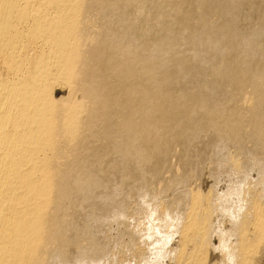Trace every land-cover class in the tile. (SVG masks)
<instances>
[{"label":"bare ground","instance_id":"1","mask_svg":"<svg viewBox=\"0 0 264 264\" xmlns=\"http://www.w3.org/2000/svg\"><path fill=\"white\" fill-rule=\"evenodd\" d=\"M105 1L104 0L103 1L102 0H0V264H152L153 261L158 260V257L156 255L157 252L167 244L169 238L172 237L173 235H176V240L173 241L171 247L168 249V252L174 253V255L171 257V259L169 261L166 262V264H227V260L226 259L222 260V256L220 253L214 252L212 250L213 245L218 243V239L213 237L214 234H216L217 237H219V240L222 242L221 247L223 248V247L227 246V248L229 249L228 252L224 253L225 257L227 255L234 256L235 257V264H256V263L258 264V261L255 262L256 261L255 258H258L257 254H259L262 250L264 251V249H262L258 253L259 247H261L262 244L264 243V186L259 185L260 183H264V182H262L263 179L261 176L258 177L259 175H257L258 179L256 177H255V179H257V180L262 179L261 182L259 181L260 183H257L256 180L252 181L253 178L252 179L248 178L249 180L250 179L251 180L246 181L244 179L245 174H246L245 172H247V170H249L252 167L250 166V168H248L246 170V167H248V165H249L248 164L245 167L246 171H244V169H241L240 167H242L243 161H241V159L240 160L234 159L235 156H233L234 155L233 152L228 153L230 155L229 156L230 158L233 156L231 158L232 162H230V163H233L234 168H238V169L240 168L242 171H244V177L242 179H244L243 181H246L243 184L240 180L242 175L236 176V174L240 171V169L237 172L235 171L236 174L234 173V171H230V173L233 172V174H235L234 176H236V178L239 177L240 179L239 178L238 179L240 181L239 180L238 181L241 184H243V185H241L238 182L240 184L241 188H239L238 184H237L238 188H236V187H233L234 185L232 186V184H234L233 182H232V184L230 183L231 184L230 187L236 188L238 190L237 193L234 195V197H236L235 202L233 199L234 197L232 196L233 202L232 201L231 202L235 203V206L233 205L234 209L232 208L233 206L231 204L228 205V206H230L229 210L227 208L228 206L226 207V205L228 203H230L229 201L231 200L230 199L229 201H227V199H229L231 194H232L231 192L228 193L230 188L228 189V191H226L228 193V196L230 194L229 197L227 196L228 197L227 199H225L226 195H225V197L221 196V194H220L221 192L219 193L220 195L218 194L222 198L224 197L223 198L224 201L227 202V204L224 201L221 202V203L226 204V205H222V204L218 203L220 201V199H219V196H216L217 193H216V195H214L213 191H211V192L209 191L213 187L212 185H211L212 187L209 186L210 189L207 188V190L209 189L208 192H206L207 190L205 191V189H204V191L206 193H203L204 191H203V189H201L202 186L200 185L201 187L199 188V190L201 189L203 192L199 191L200 192L199 193L197 191L198 190L197 188L196 189L190 188L191 190L186 189L187 191L185 189H183L186 192L182 190L183 193L181 192L180 194H184V195L181 198H180L181 195L178 193L180 196L179 197L177 196L178 200H176V201L178 203V207H181L182 210H180L177 207V211H179V212L182 211V212L180 213V216L177 214V216H179V217H177L175 215L179 219V224L177 222L178 219L177 220L175 219L176 220L175 223H177V225H179V226H177V229L175 228L177 231L175 234L170 235L167 233L168 235L164 234L163 236H158L161 232H163L165 230L167 231V228L170 225V223H172L173 225L175 224L173 221L174 219H171V218H173L172 216H174V215L170 216L171 211H175L174 208H176V206H177V205L175 206L176 202L174 201L175 200L174 198H173L174 199L173 202H175V203L172 204L173 206L171 205V203H173V202H170V205H171V207H173V210L171 209V211L169 213H167L169 211V210H167V208L162 209V208H159L157 206L155 209L156 205L153 206L154 208H152L153 213L151 211V214H153L155 216V218H156V215H158V214H159L158 215L159 217L164 216L162 214H165V216L167 214H169V216H170L169 218L172 220V221L168 220L167 219L168 216L163 217V218H165L164 220H167L170 222V223L168 222L169 225H167V228L164 227L165 223L167 224V222H165L164 220H160L162 222L163 221L165 222V223L163 222L164 224L162 223L163 227H164L163 229H165V230L161 229L163 231H159V233H157V231H155L158 235H154L152 232H151L152 234L149 232L148 229L150 228V226L154 225L153 223H151V225L147 229L148 231H146V232L143 231V233H145V235L143 236L144 239L143 238H142L143 240L141 239L142 241L139 242L140 239L139 240L135 239L134 238L135 235L134 236L130 235V237L128 238L129 234L127 236V238H128L127 241H125L123 239V237L121 238V236L118 234L120 231V227L117 226L119 228V229L117 228L119 230V231L117 230L118 233H116V231H115L117 236H114V237L110 236V238H109L108 234L112 235L113 232L107 233L106 231L109 228L107 229V226H105V224L107 223V221L110 217L109 215H111L113 210L115 211V209H112V206H110L111 208H109V205H112L114 202H116V203L119 202V200L116 199L117 195L115 196L112 193H109V191H106L107 190L106 185L108 184L109 180L111 179L109 177V175H111V174L115 175L117 172V169L119 168L118 165H121L120 161L122 163L124 160H126V162L124 161L126 164L123 162V165L125 164L123 166L124 167L123 170L126 169L124 172L131 173L132 171H134L133 170V168H134L133 164L136 167V163H137L138 159L139 160L141 159L142 163L146 161L145 163H143L145 166L147 165L146 168L148 166H151V167H148L149 169L147 168L149 171L146 168L145 169L147 170L148 173L150 172V170L153 171L152 175L149 173L150 175L147 174V175L141 176V173H140L141 177L139 176V171L143 168V166H144L143 164H142V167L140 168V170H138V173H137V171H135L136 174L134 172H132V174L134 173L135 176H138L142 179V182L140 181L141 183L139 185H141V184L143 185V183L146 185H149L150 180H152L150 182H153V180L156 178V176L158 177L160 175L159 173L161 171L160 170L161 158H160V161H159V159L156 160L157 159L156 154L161 150L157 151V153L155 152L156 154H154V156L156 157V159H154V156L149 155L150 154L149 152H151V154L153 153L151 150L150 151L148 150L149 148L151 149V147H149V144L152 145L151 143L156 141L155 139L157 138V141H156L157 145H155V146L159 147V145H158V143H159L158 140H160L159 138L162 136L163 138L161 137V139L163 140L164 136L169 137L168 136L169 133H167L168 132L167 129L171 130L172 127L175 128V126H176V128H179V127H177L178 124H180V125L182 124L183 129H181L182 127L180 128L181 130L175 129V134H176V131H178L179 133L178 132L177 133L179 135H181L180 131L181 132H182V130L184 131V125L185 124L189 125L191 123L190 121L192 119L196 118L195 117L196 114L193 116L191 115L193 118H190L189 116H187V117H189V118H187L186 112L188 110H185L184 107L187 109L188 107H186V106L188 105L193 110H194V108H197V107L205 110L204 112L203 111L201 112L203 114L202 116L200 115V113L197 116L198 117L201 116L202 119H204V122L208 121L209 124L213 123L212 125L214 127V126H218L217 124L220 122L219 118L221 116L219 117L217 115L221 114V112H219L221 106H223V105H221V103L223 102V104H225L226 101L228 103V101L231 100L232 97L228 98V95H227L231 91L232 92L238 91V95L240 96V98H239V96L236 94L238 97V100H239L236 102L238 104H239V102H240V104H243L241 102L245 101L247 99H249V101L247 100L248 104L249 103L252 104L253 101L256 103V101L253 99H255V97H257L258 94H261L259 92L257 95H255V97H254V94H253V96H251V93L253 91L255 92L256 89H254V90L252 89L253 91L249 90L252 92L248 93V94H246L244 92V94H245L244 96H243V94L240 95L239 93L240 92L243 93V89L251 86V84L247 87H246L247 84L244 85V83L247 82L246 77L248 76V73L251 70L258 69L257 73H255V74H257L258 77H261L262 79H264V40H263L264 38L261 37V38H263L262 39L263 44L259 45V43L257 41L259 47H256V49L253 50V57L254 56L257 57V55H259L257 57L259 59L260 55L263 56V58H260L261 60L263 59L262 63L259 61L260 59L258 60V62H260V64H261L260 68L257 67V66H259V65H257V63H258L257 60H256L257 63L254 61L255 63L252 66L253 63L251 62V60H252L251 58H249V59H251V60H249L251 63H249V62L248 63L250 64V66L253 67V69H252V67L250 68V66L245 65V63L247 62L246 57H249L250 55H252L251 54L252 52H250L249 56L244 57V58H246V59H244V60H246V62L244 63V61H243V59H241L238 51H236V48H237V45H242V46H238V48L240 47V49H241V47L247 46L246 43L251 41L250 37L247 38L248 36H245V34L247 33V29L250 26V23H253V22L255 23V21L257 20V19L253 20L255 18L253 17V19H252L251 15L253 13V10H257L256 6L258 4L257 5L254 4L255 3L254 0H249L247 2L248 5L249 6L251 5V4H249V2L252 3V5H251L252 8L248 12V13H250V15L248 14L249 18L248 19L246 17L242 18L243 16L246 15V14H244L241 17V21H240L239 15L243 11V9L240 7H242L241 5L243 3H241V2H243L244 0H241V1L240 0L239 1L221 0V1H225L228 6L235 4L237 7H239V9L236 7L238 9V12H237L238 14L233 16V13L236 11L233 12L231 9L228 8L229 10H231V11H229L231 13L226 12L227 15L225 14V16H227V17H225V16L223 17V18H225V19H222L223 22L221 21L222 23H220L219 25L218 24L215 25L216 20L214 21V23L209 22L207 19V15H206L207 14L206 8L210 5L212 0H199V3L197 5V7H199V8H198V10L196 9L197 13L195 12L196 13V18H195L196 20L194 23H193V20H191V17L188 16L187 14L183 15L181 19H180V17H174L172 14L175 11H178V12L180 11L179 13H181V11L186 12V10L189 9L190 6L192 5L190 3L191 0H176L175 4L172 3V1H170V2L168 1L166 3H170V4L172 3V5L165 4L163 8L159 6L160 8H158L156 10L155 15H153V19L151 18L152 20L150 19V22L148 21V24L146 23V27L141 29L142 31L138 35V39H139L138 41H141V43L146 42V40H148V38H149L148 37L149 35L154 36L153 42L151 41L152 44L149 45L148 56L147 57L145 56L146 57L145 58L143 55V57L141 56V60H140L139 55L141 53L143 54V52H144V50L142 52V50L140 48L142 45V44L140 45V43H139L140 47L138 46V48H140L141 53L137 54V55L133 54L136 50L135 47L137 46L138 43H136L137 41L135 42L137 37L135 38V40H133V34H132L130 39L133 40L136 43V45L133 44L132 41L129 43L135 45V47H134L135 50H133L134 51L133 52L132 50L130 51V49H129V51H130L129 52L127 50L128 48L127 49L125 48V50H126L125 53L128 52V53H130V55L131 54H133V55H131V56L129 55L128 58H125L123 53H122V54H120L121 55L120 56L121 59H120L119 57H117L113 53L115 59H116V57L118 58V60L120 59V61H117L119 63L118 64L116 63L117 65H119V64L120 65L116 66V64H115V67L117 68V72H116L117 74H116L115 73L116 70L114 69L115 67H114L113 63L111 64L109 62V60H108V62L111 64V66L112 65L113 66L112 67L110 66V70H109V68H107V65H109V64L107 63V59H106L107 55L106 54H110V56H109L110 58L113 55L111 53H108L109 50H107V47L105 45H103V46L106 47V50L108 52L102 46V44H104L108 40V38L112 35L110 33L112 30L109 32L107 31L108 24H109V22H107V20L109 21V19L107 18V20L104 21L105 18L108 17V16H106L104 18V16H103L107 12L105 10L106 7L103 6V9L105 10V11H103V15H102L103 19L101 18L102 16L101 17L99 16V17L102 20V23H103V21L107 23L106 24L107 28L106 29L104 28V30H106L108 33H110V36L108 38H107L108 35L106 36L107 33L105 35L100 34L101 29L99 26L102 23H100L101 21H99V23H100V25H99L96 21V20H100L98 18V12H97L98 6L105 3ZM118 1H120V0H118ZM118 1H116V4ZM127 1H124V2H127ZM133 1H135V0H133ZM162 1L164 2L165 0H162ZM221 1L220 2L218 1V3H221ZM259 1L261 2V0H259ZM113 2L115 3V0L112 1V3L111 2L110 3L113 5L114 4ZM138 2L141 3V0L140 1L138 0ZM236 2H237V4H236ZM238 2H240V3H238ZM263 2L261 4H263ZM110 3L108 1V4H110ZM118 3H119V5H118V8H119L121 1ZM142 3H144V2H142ZM145 3H144V5H145ZM150 3H152V0ZM159 3L161 4V2H159ZM116 4H114L113 6H115ZM124 5H126V3ZM129 5H130V3H129ZM221 5L219 4V6H221ZM235 5H233L234 6L233 8H235ZM154 6H156V5H154ZM219 6H217V8ZM226 6H222V8L223 7L225 8ZM123 8H124V6H123ZM123 8L122 9L120 8V9L123 11ZM209 8H207V10ZM107 9H108V7H107ZM126 9H124V10H126ZM139 9H140V7H139ZM142 9L143 8H141L140 10L142 11ZM145 9H146V7H145ZM237 9H235V10H237ZM240 9H241V12L239 13ZM114 10H115V8H114ZM119 10L116 9V11H118V12H116V14L119 13ZM211 10L209 9V12ZM222 10H220V11L221 12L226 11V9L223 11ZM245 10H246V8H245ZM139 11L136 10V14L142 13V12L140 13ZM143 11H145V10H143ZM246 11H248V10H246ZM108 12H109V10H108ZM110 12L113 13L115 11L112 12L110 10ZM127 12H129V11H127ZM258 13L259 12H257L256 16L257 15L259 16ZM113 15H115V13H113ZM150 15H151V13H150ZM230 15H232V16H230ZM124 16L125 15H123V17H121V18H119L118 15H117L118 18L113 16V19L115 17V18H117L116 20L119 19V21H120L122 18H126V16L125 17ZM129 16H132V15H129ZM142 16H144V15H142ZM147 16H148V13H147ZM212 16L215 17L213 14H212ZM221 16H223V15H221ZM111 17H110V20H111ZM229 17H232V19L230 18L229 21L226 20ZM130 18L131 17H128L129 20H130ZM135 18H138V17H135ZM148 18H149V16H148ZM263 18H264V16H263ZM128 19H127V21H128ZM214 19L215 18H213V20ZM260 19L262 20V17H260ZM116 20H111V24H113L112 21H116ZM134 20H135V22H133L132 24L129 22L132 25V27L133 26L136 27L138 25L136 22V19H134ZM139 20H140V17H139ZM219 20L220 19L218 18L217 21H219ZM224 20L227 22H225ZM243 20H245L244 21L245 28L243 27L244 30L241 28L243 30L242 31L240 29L241 26H239V25H241L240 23ZM261 20H260V22H261ZM219 22H217V23H219ZM182 23L187 24V26L185 25L186 26L185 28H188V27H190V28L187 29V31H186V29L181 30V28L179 26ZM115 24H116V22H115ZM115 24H114V26H115ZM117 24L119 25V22H117ZM122 24L120 21L121 29H122V26H121ZM124 24H125V22H124ZM130 24H128V25H130ZM260 24H262V22ZM104 25H105V23H104ZM114 26L112 28L113 30H115ZM252 26L253 25H251V28H252ZM261 26H263L262 28H264V25H261ZM101 27H103V26L101 25ZM104 27H106V26H104ZM109 27H110V24H109ZM120 27H119V29H120ZM237 27H239V29L242 32L240 30H239L240 33L239 32H237V33L233 32V29H235ZM254 27H255V24H254ZM254 27H253V29H255L254 31H255L256 35H259L258 31L260 29V25L256 28H254ZM98 28H99V30H98ZM109 30H110V28H109ZM256 30H258V31H256ZM251 31H252V33H254L253 30H251V29L248 32H251ZM124 32H126V29ZM260 32L263 33L261 30H260ZM115 33H116V31H115ZM119 33H121V32H119ZM126 34H127V36L130 35V34H128V32ZM135 34H137V33H135ZM248 34H250V33H248ZM248 34H246V35H248ZM101 35H102V37L107 38V40L105 38V40H106L105 42H104L103 38L101 37ZM116 35H118V34L116 33ZM116 35L113 34L114 37L113 36L112 37L115 39ZM251 35L252 34H250V36ZM261 36H263V35H261ZM119 37H121V35ZM122 37H124V35ZM118 39H115V41ZM253 39H255V38L253 37ZM253 39H252V41H253ZM256 39L258 40V38H256ZM109 40H110V38H109ZM119 40H121V39H119ZM259 40L261 41L260 38H259ZM111 41L112 40H110L109 42H111ZM128 41H129V39H128ZM182 41H183V43H186L185 44L186 47L189 45V46L193 47V49L195 48L199 52H202L201 53L202 56H206V54L203 55V52H207L208 50L214 51L216 49L217 53L219 54L217 56L218 60L217 61L215 60L216 63H214L212 61L214 64L212 63V65L210 64V66H206L208 64L203 66L204 62L202 65H199L201 63L198 64V62L196 61V60L199 61L198 58L195 60L194 58H192V55H190L186 51H184V49H185L184 44H183L184 45L183 51L177 50V48H176L177 45ZM126 42H127V40H126ZM118 43H119V41L116 44L117 47H118ZM252 43H254L255 46H258L256 41L251 42V44ZM105 44H107V42ZM110 44L114 45L115 43H110ZM131 44H129L130 47L132 46ZM251 44H249V45H251ZM107 46H108V44H107ZM121 46L123 47L124 45H121ZM125 46H128V43H127V45L125 44ZM180 46L178 45L179 48H180ZM253 46L254 45L252 44L251 48ZM109 47L110 46H108V49H109ZM122 47H120V48H122ZM120 48H119V51L122 50ZM245 49H246V47H245ZM245 49H243V50L245 51ZM248 49H246V50H248ZM115 50H117L115 53L118 52V55H119L118 49L116 48ZM243 50H242V52H243ZM112 51L114 52V50H111V52ZM123 51L124 50H122V52ZM212 53H216V51L212 52ZM212 53H209V55L211 54V57H213ZM144 54H146V53H144ZM209 55H208V57H210ZM122 57H124V58H122ZM195 57H196V55H195ZM197 57H199L198 54H197ZM208 57H205L204 60ZM211 57H210V59H211ZM114 58L112 57V59H114ZM257 58H255V59H257ZM122 59H125V60L122 61ZM208 60H209V58H208ZM212 60H213V58H212ZM111 62H113V61H111ZM114 63H115V61H114ZM158 64H162L163 67L159 68ZM254 66H256L257 68L256 67L254 68ZM111 68L114 69V71L113 70L111 71ZM197 69H199V70H197ZM196 70L198 71V73H195ZM110 71L114 72L116 74V77H117V75H118V77L121 76V78H119V81L117 80L118 78H116L114 76L115 75L114 73H113L114 75L112 74L111 76H114L116 78V80H114V79L112 80V77H110V76H109V78L112 81H110L109 79L106 78L107 72L110 75ZM254 72H256V71H253V73ZM248 77H251L252 80L250 78H249V80H251L253 82L254 76H253V78H252V75L251 76L249 75ZM148 79H155L156 83L154 85H148V84H150V82L148 84L145 83V81ZM255 79H256V76H255ZM108 80L110 81V83L111 82L114 83L113 81H117L118 84L121 80V84L126 83V84H124L125 86H127L128 81H129V84H131V83L133 84V81L137 82V85H138L137 88H136V85L134 86V84H136V83H134L133 85L131 84L132 87L134 86L136 88L135 91H130V93H132V94L127 96L129 93L128 94L126 93L127 97L122 95L123 93H121L122 96L120 95L122 98H125V97L127 98V100L123 99L127 103L126 104L124 102L125 108H128L127 106H129V105H130L129 108H134L136 106L137 108L135 109L136 110L135 112H133V111L131 112V111H129L130 109H128V112L129 113L131 112L130 115L128 114L129 116H127V117L122 116L123 118L121 119V118H119L120 114L117 115L119 110L118 111L115 110V112L117 111L116 113L111 111V113L115 114V117L116 116L118 117V118L116 117L117 119H114V118H113L114 120L112 119L111 116H113L114 114L113 115L110 114L109 108L111 106H113V107L115 106L113 102L116 101L115 98L117 99L119 94L117 95V97H115L114 94H110V96H109V92L112 93V91H110V90H113V93L117 94L119 89H117L116 92H114V90L116 88L110 89L112 87L109 88V81ZM258 80H257V82L259 83ZM148 81H151V80H148ZM244 81H246V82H244ZM152 82H151V84H152ZM257 82L255 83L256 84L255 87L258 84ZM263 82H264V80H263ZM252 84L254 85V83H252ZM260 85H262V84L260 83ZM119 86H121V85L119 84L118 88H119ZM122 86H121V88H122ZM128 86H130V85H128ZM244 86H245V88H244ZM114 87H117V83H116V86H114ZM127 87H126V91H129V88L127 90ZM175 87L176 88L178 87L177 92L179 91L178 89L181 90V95H179V93L176 92L177 95L183 96L185 98V99H183L184 100L183 101L182 100L183 97H181L179 100L180 101L182 100L184 103L179 102L178 105L187 103V105H185L184 107H183V105H182V107L177 105L176 98L178 96L177 95H176L177 97L174 96L176 93L174 94L175 91L172 90ZM255 87L253 86V88H255ZM257 88H259V87L257 86ZM122 89H124V88H122ZM248 89H251V87L245 89V91H247ZM240 90H242V91H240ZM126 91H123V92H126ZM256 91L258 92V90H256ZM259 91H260V88H259ZM111 95H113L115 97L114 98L115 101H113V98L110 99ZM236 95H233L234 99H235ZM263 95H264V93H263ZM241 96H243V97H241ZM260 96L261 95H259V97ZM121 97H119V99L122 101ZM245 97L246 98L249 97V98L246 99ZM157 98H158V100L160 99V101H161L160 105H158L160 107L159 108L160 113H158L159 114L158 116L157 115L155 116V115H153L155 112L152 114V111L150 112L149 109L147 111V109H145V107H146L148 102L153 101V100L155 101ZM178 98H177V100H178ZM257 98H256V100H257ZM119 99H117V100H119ZM161 99H163V100H161ZM234 99L232 98V100H231L232 103H229L230 105L234 103L233 102ZM110 100H112L111 102L113 103V105H111V106L109 104V103H111ZM185 100H186V102H185ZM154 101H153V103H151L152 105L154 104ZM160 101H158V102H160ZM247 101H245V102L247 103ZM118 102H117V104H118ZM245 102H244V104H245ZM124 103L122 101V103H120V105L123 106ZM131 103H132V105H133V103H135V106L132 107ZM255 103H253V104L256 105ZM257 103H259L258 107H259V110H261V112L257 113V111H256V113H255L254 112L255 110L253 109L254 106H253L250 111H251V113L254 112L255 114H253V117L249 114L251 117L248 116V118L249 117H250V119L253 118L252 121L250 120V122L251 123L253 122V125L255 124V127H256V128L254 127V129L251 128V130H253L252 133H254V138L256 135L257 136L256 139L261 140L263 143L264 142V124H263V122H264V98L262 100V97H261V103L260 102H257ZM251 104H249V106ZM236 106H238V105H236ZM236 106L233 105V106H230L231 108H229V107L228 108L231 110L232 107L235 108ZM245 106H247V104H245ZM118 107H121V106H118ZM225 107L227 108V105ZM256 107H257V105H256ZM125 108H124V110H125ZM155 108H156V106L153 109H155ZM228 108L226 109V111H228ZM248 108L249 107L247 106V112L249 111ZM119 109L121 110V108H119ZM192 109H191V111H192ZM241 109H243V108L240 107V110L235 108L232 111V113L229 110L226 114L230 113L231 114L230 120H232L233 119L232 117L238 118L241 115L240 113H242V112L244 113V111L246 112L245 107H244V111H242ZM255 109L257 110V108H255ZM111 110H113V108ZM143 110H144V112H143ZM197 110H198V108H197ZM222 110H224V109L222 108ZM154 111H158V110H154ZM240 111H242V112H240ZM198 112L199 111H197V113ZM119 113H121V111ZM125 113L127 114L126 111H125ZM135 113H136V115L138 113L139 117L136 118ZM155 114H157V113H155ZM192 114H194V113H192ZM226 114H224L223 116H225ZM140 116H142V118ZM243 117H245V116L243 115ZM243 117H240V118H243ZM135 118L137 120L139 118L144 120V122H142V125H143V123L144 124L146 123L144 125V127L146 125H148L149 129L151 128V125L153 127L155 126V129H156L157 127L160 128V126L162 128V125L166 124L167 129L164 128L166 130L164 132L166 133V135L167 134L168 135L167 136L164 135L165 133L161 135L160 133H162V132L159 131L160 132L159 134L161 136L158 135L159 136V138H158V136L154 137V135L152 136L150 133H147V135H145V133H146V131H145L144 133H142L145 136H143L142 140L139 141L141 139L140 135H142V134H141V132H138L133 126L135 123L140 122V121L139 120L137 121ZM228 118H230V116ZM132 119L133 120L135 119L137 121V122H135V120H134L133 125H132ZM222 119H223V117H222ZM226 119H227V115H226ZM236 119H233L234 120L233 122H236L238 120V119L237 120ZM243 119H247V118H243ZM230 120L228 119V121L226 120L227 121L226 122L225 117H224L225 123H228ZM239 121H240V119H239ZM239 121H237V123H235V124L232 121H230L231 123L234 124V125L232 124L233 126L231 125L232 127H229L230 122H229V124H225V123H223V124H225L226 127H228V129H226V130H228V132L231 131V133H233V134L234 133H236V134L240 133L239 134V136H240L243 134L241 133L242 131L240 130L242 128H240L239 126H241L242 125L241 123H244V121H245V123H247V122H246V120H241L242 122L241 121L239 122ZM100 122H101V125L99 124L100 127L96 128V126H98V123H100ZM193 122H195V124L196 123L201 124V122L203 123V121H199V120L198 121L193 120ZM193 122L191 123L192 125H193ZM157 123L159 125H160V123H164V124L157 126L158 125ZM245 123H244V125H245ZM205 124H207V122ZM223 124L221 123L222 126H224ZM238 124H240V125H238ZM139 125H140V123H139ZM139 125L135 126V127L137 129H138V127L140 129V127H141V129L143 131L142 126H139ZM201 125H204V124H201ZM94 127L96 128L95 130H97V131L94 130ZM116 127L117 128L119 127V129L120 128L125 129L124 133L122 132L123 130L121 131V129H120V131H118V129L116 131V129H115ZM185 127L189 128L188 126H185ZM195 127H193V128H195ZM204 127H205V125H204ZM219 127H220V123H219ZM226 127L224 126V128H226ZM146 128H144V130ZM196 128H198V127H196ZM202 128H200V129L202 130ZM206 128H207V126H206ZM246 128H248V126ZM208 129H209V127H208ZM211 129L213 130L212 126L210 125V130H208V131L210 132ZM220 129H221V127H220ZM151 130L153 131V129H150V132H151ZM160 130L162 131V129H160ZM173 130L174 129H172V132H173ZM94 131H95V134H93ZM187 131H186V133H187ZM192 131H195V130H192ZM192 131H191L192 135L190 133L189 134L193 137H195L197 132L201 133L200 130L199 131L197 130V132L195 131L196 133L193 135ZM243 131L245 132V130H243ZM121 132L123 133L122 135H121ZM189 132H190V130H189ZM205 132H207V131L205 130ZM113 133L114 134L116 133V134H118V136H120L121 140H119V141H121L122 145L117 140L119 143H118V146L116 147L117 144L115 145V143H116L115 140L114 141L112 140L114 138ZM153 133H154V131H153ZM173 133L170 136H172ZM202 133L200 135H202ZM223 133H224V131H223ZM246 133L248 134V132H245V134ZM252 133L250 131L249 134H252ZM111 134H112V136H111ZM157 134H158V132H157ZM175 134L173 135L174 137L172 136V138H173L172 143H174L176 141L174 139L175 136H176V139L178 137V135L177 134L175 135ZM183 134H185V132H183ZM215 134L217 135V133H215ZM221 135H223V134L221 133ZM248 135H247V137H248ZM197 137L199 138L198 135H197ZM249 137H250V139L252 138V136H249ZM109 138H112L110 140L115 142V143H113V145L110 143L111 141L109 142ZM117 138L120 139L119 137H117ZM179 138L180 137H178V139ZM115 139H116V137H115ZM183 139L187 140L188 138L185 139V137H184ZM162 140H160V141H162ZM167 140H168V138H167ZM252 140L256 141L253 138H252ZM138 141L141 142L140 143L141 145L137 144ZM178 141L179 140H177L176 142H178ZM237 141H239L238 136H237ZM248 141H251V140H247V142ZM261 141H259V142H261ZM176 142H175V144H176ZM184 142L186 143L187 141H184ZM192 142H193V140H192ZM192 142H190V143H192ZM259 142H258V144H260ZM168 143H170V141H168ZM251 143H252V141H251ZM256 143H257V141H256ZM262 143L260 145H262ZM170 144H168V145L170 146ZM109 145L110 146L115 145L117 151H119V153H120L119 155L122 156L121 158H123V156H124L125 159L119 160L120 158L119 159L117 158L119 161L116 158L114 159V157H115L114 153L111 154L114 150H112L113 149L112 148L111 149L112 151L110 152V149H109L110 146ZM165 145H167V144H165ZM187 145H189V144H187ZM256 145L257 144H255V146ZM260 145H257V146H260ZM181 146H182V144H181ZM225 146L228 147V145H225ZM190 147H192V145H190L189 148ZM134 148H136V150H132L133 153L130 154L131 149H134ZM152 148H154V147H152ZM192 148L190 149L191 151H192ZM116 149L114 152H116ZM177 150H178V148H177ZM196 150H197V148H196ZM196 150H194V151H196ZM153 151H155V149ZM247 152H248V150H247ZM128 153L130 155L133 154L134 156H136L135 162L133 161V159H135L133 156H132L133 159H130V156L129 157L127 156ZM170 153H172V151ZM243 153L245 155V152H243ZM109 154L114 156V157L110 156L112 159L109 158V160H112V162L106 161L108 159ZM116 154H118V153L116 152ZM213 154H215V153H213ZM222 154H225V153H222ZM231 154H232V156H231ZM157 155H159V154H157ZM225 155H224V157H225ZM117 156L118 155H116V157ZM151 157H153L152 159H154L153 160L154 162L153 163L151 162V164H150L148 161L151 160L150 159ZM229 157H228V159H229ZM254 157H256V156L254 155ZM221 158H222V156H221ZM244 158H248V157L245 156ZM259 158L261 159L262 157H259ZM104 159L109 164H105V162L103 161ZM175 159H176V157H175ZM237 159H238V157H237ZM250 159H248V160L250 161ZM263 159H264V156H263ZM245 160H247V159H245ZM258 160H256V161H258ZM101 161L104 162V163L102 162L104 164V166H107V165L110 166V167L108 166V169H106L107 171L105 172V174L103 171H105L106 167L103 168V170L101 172V168H100L101 166H99V164H101L100 163ZM221 161H222L221 162L222 164H223V162H225L224 164L229 163L228 161L226 162V160L224 161V159H221ZM252 162H248V163L253 164ZM263 162L264 161L262 160L261 164ZM209 163H210V161H209ZM188 164H189V161H188ZM245 164H246V162H245ZM194 165H196V164H194ZM258 165H260V164L258 163ZM263 165H264V163H263ZM263 165H261V166L263 167ZM104 166H102V167H104ZM224 166H226V165H224ZM230 166H231V164H230ZM261 166H259L258 168L260 169ZM139 167H140V165H139ZM196 167H198V166L196 165ZM109 168H112V170L110 169L111 170L110 171ZM227 168H230V167H227ZM234 168H233V170H234ZM254 168L256 169V167H253V169H250L249 171L254 170ZM119 169H121V167ZM135 169H138V168H135ZM127 170H130L131 172H129ZM143 170H142V173L144 172V174H146L145 173L146 170L145 171H143ZM179 170L180 169H178V171ZM235 170H237V169H235ZM256 170L257 171H255V170L254 171H255V173L257 172V174H258V172H261L264 169L263 170L261 169V171H258V169H256ZM109 171H110V173H109ZM226 171L228 172V170H226ZM242 171H240V173ZM217 173H220V172L218 171ZM210 174H211V172H210ZM233 174L229 175V173H228L229 177L227 175L226 176L230 179ZM260 174H262V176H263V173H260ZM128 175H130V174H128ZM197 175H200V174H197ZM133 177H132V179L134 180L136 177H134V178ZM138 177L136 178L137 182L139 181ZM153 177H154V179H153ZM170 177H171V175H170ZM212 177H213V174H212ZM214 177H215V175H214ZM112 178H113V176H112ZM121 179H123V178H121ZM129 179H131V177ZM107 180H108V182H107ZM174 180H176V179H174ZM110 181H112V179ZM208 181H210V180H208ZM234 181H235V179H234ZM105 182H107V184H105ZM193 182H194V180H193ZM204 182H205V180H204ZM211 182H212V180H211ZM236 182H237V180H236ZM112 183H109V184H112ZM130 183H131V181H130ZM147 183H149V184H147ZM215 184L216 183L213 182V185H215ZM146 185H143V186H144L145 190L147 191ZM108 186L110 187V185H108ZM242 186H243V188H242ZM149 187H147V188H149ZM212 189H214L216 191L217 187L215 186ZM127 190H128V188H127ZM119 191H120V189H119ZM220 191H222V195H223L224 194L223 190L220 189ZM131 192H132V190H131ZM217 192H219V191H217ZM233 192H236V190ZM127 193L131 195L130 192H127ZM142 193L139 194V192H138L139 196L142 195ZM145 194H146V192H145ZM166 194H168V193H166ZM166 194L164 195V193H163L162 195L166 196ZM169 194H171V193H169ZM130 195H128V196H130ZM154 195H156V194H154ZM173 195L176 198V195L175 194H173ZM213 195L215 198L216 197L217 198L215 199L213 197ZM126 197H127V195H126ZM211 197H213V199H215L214 203L217 202L216 200H219L217 203H218V205L219 204L220 205L219 206L217 205V206L219 208H221V210L215 209L216 205L214 206V203L212 202L213 199ZM145 198H147V197H144V199ZM144 199H142L140 202L143 203L142 201ZM223 199H221V200H223ZM126 200H127V198H126ZM134 200H135V198H134ZM134 200L132 199V202ZM153 200L155 201L156 199L154 198ZM168 200L169 199H167V204H168V206H170ZM129 201H131V200L129 199ZM137 201H139L138 198H137ZM132 202H129V203H132ZM145 202H146V200H145ZM136 203L138 204V202H136ZM148 203H150V202H148ZM148 203H145V204H148ZM153 203H157V202H153ZM159 203H160V201H159ZM165 203H166V198H165ZM217 203H215V204H217ZM119 204H121V205L119 206ZM119 204L116 205L118 207L116 210L119 211L118 213L117 212L116 213L118 215L117 218L121 219L119 217L122 216V218H123L124 209L131 204L125 205L124 198ZM122 204H124L126 207L122 206ZM132 204H133V206L136 205L134 203H132ZM143 204H141V205H143ZM150 204H152V203H150ZM162 204L164 205V203H162ZM162 204H161V206H162ZM167 204H165V207ZM179 204H182V206H180ZM133 206H131V207H133ZM148 206H150V205L148 204ZM122 207H125V208L122 209ZM139 207H137V208H139ZM226 208H227V210H226ZM230 208H231V210H230ZM109 209H112V210H110V211H112L111 213H110ZM128 209H129V207H128ZM130 209H132V208H130ZM130 209L127 210V208H126V210L128 212L130 211ZM141 209H140V212H142ZM143 209H145V208H143ZM146 209H145V212H146ZM148 209H150V208H148ZM224 209L226 210L224 212H226V214H228L227 216H230L229 220H231L230 218H232V220H233V224L230 223V221H229V224H231V226L232 225L234 226L233 232L230 231L231 226L228 227V225H226L230 229L229 230L230 233L232 232L229 235L225 234V232L229 233V231H223L222 228L221 229L219 228L222 226L220 224L225 221L224 220L220 223V221L222 219L221 218L222 214H220V212ZM134 210H136V209H134ZM107 211H109V213L106 214L105 212H107ZM177 211H175L173 213H176ZM140 212H137V213L140 215ZM114 213H113V215H114ZM137 213L135 216H137ZM127 214L130 216H132V215L134 216V214H132V213H131L132 215L129 213H127ZM151 214H149V216ZM113 215H112V217H113ZM223 216L224 215H222V217ZM142 218H143V215H142ZM151 218L153 219L154 217L151 215L150 219ZM163 218L160 217V219H163ZM124 219H126V215H125ZM156 219L159 221V218H156ZM143 220H144V218H143ZM147 220L144 221V224ZM232 220H231V222H232ZM153 222H155V220ZM226 222H228V220ZM123 223H124V220H123ZM109 224H106V225H109ZM128 224H130V223H128ZM144 224L142 223L143 226H144ZM155 224H157V222H155ZM160 224L157 226H160ZM222 224H224V223H222ZM118 225H119V223H118ZM173 225L170 226V228H172ZM127 226H125V227H127ZM143 226H141V227H143ZM146 226H147V224H146ZM141 227H139V228H141ZM147 227H144L143 229L145 230V228H147ZM135 228L136 227H134L133 229H135ZM139 228H136V229H139ZM155 228L156 227H154V229ZM158 229H160V228H158ZM158 229H156V230H158ZM129 230H127V231H129ZM151 230L153 231V229H151ZM224 230H226V229H224ZM171 231H172V229H171ZM167 232H169V231H167ZM174 232H175V230H174ZM121 233H122V231H121ZM123 233L125 234V232H123ZM131 233H132V231H131ZM169 233H173V231L169 232ZM138 234H140V233H138ZM138 234H137V236H138ZM232 235H233V237H232ZM137 236H135V237H137ZM230 236L232 237V239L230 238ZM141 237H142V235H141ZM216 240H217V242H216ZM142 242H144V243H142ZM143 245H145V246H143ZM132 247H134V253L132 250H130V248L132 249ZM262 247L264 248V245Z\"/></svg>","mask_w":264,"mask_h":264},{"label":"rangeland","instance_id":"2","mask_svg":"<svg viewBox=\"0 0 264 264\" xmlns=\"http://www.w3.org/2000/svg\"><path fill=\"white\" fill-rule=\"evenodd\" d=\"M102 1H103V0H102ZM104 1H105V0H104ZM108 1H109V3H110V2L112 3V1H114V0H112V1H111V0H106L105 3L102 2L103 4H101L102 6H101V5L98 6L97 12H98V18L100 19V17L103 15V11H105V10L107 11V12H106L107 14L105 13L106 15L104 14L103 16H104V18H105L106 16H108V17L105 18L104 21H106L107 18H108L109 21L107 20V22H109L110 27H109V24H108V28H107V25H106L107 23L104 22V21H103V23H102V20H101V19H100V20H96L97 23H98L99 25H100V23H102L101 25L103 26V27H101V25L99 26L100 29H101V30H100V31H101L100 34H104V35H105V34L107 33V34H106V36L108 35L107 38L110 36V33L112 34V35L109 37L110 40H112L111 42H109V41H110L109 38H108V40H109V41H108L107 38L105 37L106 40H107V41H106L105 38L102 37V35H101V37L103 38L104 42L106 41L107 44H108V46H110V47L112 48V49H111V48L109 47V49H108V46H107V44H105V43H106V42H105L104 44H102V46L105 45V46L107 47V50H109V52L106 50V47H105V46H103L104 49H105L108 53H111V54L113 55V56H112L113 58H114V54H115L117 57H119V58L121 59V57H120L121 55H120V54H122V53H123V55H124L125 58H128L129 55H130V53H128V52L125 53V51H126L125 48H126V49L128 48V49H127L128 51H129V49H130V51H131V50L133 51V50H135V48H136V50H135L136 53L133 51V52H134L133 54H135V55L140 54V53H141V50H142V52H143V50H144L143 54L141 53V54L139 55V56H140V57H139L140 60H141V56L143 57V55H144V57H145V56L147 57V56H148V52H149V51H148V49H149V45L152 44V42H153V40H154V36H153V35H149V36H148V37H149L148 40H146V42H142V43H141V41H138V40H139V39H138V35H139V33L142 31L141 29H143L144 27H146V23L148 24V21L150 22V19H151V18L153 19V15H155V12H156V10H157L158 8H160V7L163 8L165 4H167V5L170 4V3H166V2H168V1H169V2L172 1V3L175 4V3H176V0H165L164 2H163L162 0H156V1H155V0H152V3H150L151 0H149V1H148V0H146V1H145V0H141V3L138 2V0H135V1H133V0H128V1H127V0H120L121 3H120L119 8H118V5H119L118 2H120V1L115 0V3L113 2L114 4H116V1H118L117 4H116L117 6H116V5L113 6L114 4L112 5L111 3L108 4ZM124 1H127L128 3H127V2H124ZM132 1H133V2H132ZM139 1H140V0H139ZM147 1H148V2H147ZM158 1L161 2V4H160ZM173 1H174V2H173ZM195 1H196V0H191L190 3H191L192 5L190 6L189 9L186 10V12L181 11V13H182V14H181V13H179L180 11H179V12H178V11H175V12L172 13L173 16H174V17H180V19H181L183 15L187 14L188 16L191 17V20H193V23H194L195 20H196V19H195V18H196V13H197L196 11H197L198 8H199V7H197V5H198V3H199V0H197L196 2H195ZM218 1L220 2L221 0H216V1H215V0L213 1V0H212V1H211L210 5L207 7V8L210 7V8H209L210 10L212 9L210 12H209V9L207 10V8H206V13H207L206 15H207V19H208L209 22L214 23L215 20L217 21L218 18L220 19V20H219L220 22L217 21V22H219V23H217V22L215 21V25H217V24L219 25L220 23H222V22H223L222 19H225V18H223V17L225 16V14L227 15V13H228L229 11H231V10H232L233 12L236 11V12H234L235 14L232 12V13H233V16H234V15L238 14L237 12H238V9H239V7H237L235 4H233V5H235V8H233V7H234L233 5L228 6V5L226 4L225 1H221V3H218ZM236 1H239V0H236ZM240 1H241V0H240ZM244 1H245V2H244ZM244 1L241 2V3H243V4L241 5L242 7H240V8L243 9L242 13H240V12H241V9H240V11H239V13H240V15H239L240 18H239V20H240V21H241V17H242L244 14H246V15L243 16L242 18H245V17H246L247 19L249 18L248 14L250 15V13H248V12H249V10L252 8V7H251L252 3L249 2V4H251L250 6H249L248 3H247L249 0H244ZM263 1H264V0H261V2H260L259 0H254V2H255L254 4H256V5L258 4V5L256 6L257 10H253V13H252L253 16L251 15V17H252V19H253V17L255 18V19H253V20H256V19H257V20H256L257 22L255 21V23H254V22L252 21L253 23H250V26H249L248 29H247V33H246V34L250 33V34H252V35L250 36V34H248V35L245 34V36H248L247 38L250 37V39H251V41H249L250 43H249V42L246 43L247 46H244V45H243L244 47H241V49H240V47L238 48V46H242V45H237V48H238V49L236 48V51H238V53H239L241 59H243L244 63H245L246 60H247V62L245 63V65H248V66H250L249 63H251V62L253 63V64H252V66H253L254 63L256 62V60H257V62H258V60H259L260 58H263L262 55H260L259 59L257 58L259 55H257V57L254 56V57L257 58V59H255V58L253 57V50H255L256 47H259L260 44H263V43H262V42H263L262 39L264 38V28H262L263 26H261V25H264V24H263V23H264V18H263V16H264V9H263V8H264V2H263ZM134 2H135V3H134ZM142 2H144V3L146 2L145 5H144V3H142ZM156 2H157V3H156ZM162 2H163V3H162ZM251 2H252V1H251ZM262 2H263V4H261ZM125 3H126L127 6L124 5ZM129 3H130V5H129ZM131 3H132V4H131ZM172 3H171L170 5H172ZM195 3H196V4H195ZM214 3H215V4H214ZM217 3H218V4H217ZM222 3H223V4H222ZM238 3H240V2H238ZM245 3H246V4H245ZM104 4H105L106 6H105ZM138 4H139V5H138ZM150 4H151V5H150ZM216 4H217V5H216ZM219 4H220V5L222 4V5L219 6ZM224 4H225V5H224ZM236 4H237V2H236ZM108 5H109V6H108ZM110 5H111V6H110ZM143 5L146 7V9H145V7H144ZM146 5H147V6H146ZM154 5H156V6H154ZM167 5H166V6H167ZM226 5H227L228 7H227ZM260 5H261V6H260ZM103 6L106 7L105 10L103 9ZM123 6H124V8H123ZM125 6H126V7H125ZM157 6H158V7H157ZM159 6H160V7H159ZM217 6H219V7L217 8ZM222 6H226V7H225V8H224V7L222 8ZM247 6H248L249 8H248ZM259 6H260V7H259ZM100 7H101V8H100ZM107 7H108V9H107ZM113 7L115 8V10H114ZM128 7H129V8H128ZM135 7H136V8H135ZM139 7H140V9L143 8L142 11L139 9ZM148 7H149V8H148ZM156 7H157V8H156ZM196 7H197V8H196ZM236 7H237L238 9H237ZM109 8H110V9H109ZM120 8H121V9L123 8V11H122ZM126 8H127V9H126ZM137 8H138L140 11H139ZM216 8H217V9H216ZM228 8L231 9V10H229ZM232 8H233L234 10H233ZM245 8H246V10H248V11H246ZM258 8H259V9H258ZM101 9H102V10H101ZM116 9H117V10L120 9V10H119V13H120V14H119V13L116 14V12H118V11H116ZM124 9H126V10H124ZM196 9H197V10H196ZM222 9H223V10L226 9V11H225V12H221L220 10H222ZM235 9H237V10H235ZM100 10H101V11H100ZM108 10H109V12H108ZM110 10H111L112 12L115 11V12H113V13H115V15H113V13H111ZM136 10L139 11L140 13H141V12H142V13H141V14H138V13L136 14ZM143 10H145V11H143ZM149 10H150L151 12H150ZM223 10H222V11H223ZM227 10H228V11H227ZM258 10H259V11H258ZM124 11H125V12H124ZM127 11H129V12H127ZM147 11H148V12H147ZM214 11H215V12H214ZM262 11H263V12H262ZM97 12H96V13H97ZM144 12H145V13H144ZM149 12L151 13V15H150ZM183 12H184V13H183ZM190 12H191V13H190ZM195 12H196V13H195ZM213 12H214V13H213ZM217 12H218V13H217ZM226 12H227V13H226ZM245 12H246V13H245ZM257 12H259L258 14H259L260 17H262V20L260 19V17H259L258 15L256 16ZM109 13H110V14H109ZM121 13H122V14H121ZM124 13H125V14H124ZM143 13H144V14H143ZM147 13H148L149 18H148V16H147ZM175 13H176V14H175ZM178 13H179V14H178ZM193 13H194V14H193ZM209 13H210L211 15H210ZM216 13H217L218 15H217ZM221 13H222V14H221ZM223 13H224V14H223ZM229 13H231V12H229ZM262 13H263V14H262ZM108 14H109V15H108ZM127 14H128V15H127ZM134 14H135V15H134ZM174 14H175L176 16H175ZM208 14H209V15H208ZM212 14H213L215 17H213ZM220 14L223 15V16H221ZM112 15L115 16V17H117V15H118L119 18L123 17V15L126 16V18H122V19L120 20V21H121V24L123 23V24L121 25V26H122V29H121V27H120V21H119V19L116 20L118 17H117V18L114 17V19H113V16H112ZM120 15H121V16H120ZM129 15H132V16H129ZM136 15H137V16H136ZM142 15H144V16H142ZM216 15H217V16H216ZM228 15H229V14H228ZM99 16H100V17H99ZM103 16L101 17L102 19H103ZM111 16H112V17H111ZM125 16H124V17H125ZM133 16H134V17H133ZM151 16H152V17H151ZM220 16H221V17H220ZM230 16H232V15H230ZM110 17H111V20H116V21H112L113 24H111ZM128 17H131L130 20L128 19ZM135 17H138V18H135ZM139 17H140V20H139ZM192 17H193V18H192ZM209 17H210V18H209ZM212 17L215 18V19L213 20ZM225 17H227V16H225ZM98 18H97V19H98ZM230 18L232 19V17H229V18H227L226 20L229 21ZM127 19H128V21H127ZM132 19H133V20H132ZM134 19H136V22H137V24H138L136 27H134V26L132 27V25H131L133 22H135ZM137 19H138V20H137ZM147 19H148V20H147ZM152 19H151V20H152ZM122 20H123V21H122ZM211 20H212V21H211ZM245 20H246V19H245ZM245 20H243V21L240 23V24H241V25H239V26H241L240 29L242 28V29L244 30V28H245V23H244V21H245ZM260 20H261L262 24H260V23H261ZM99 21H101V22L99 23ZM126 21H127V22H126ZM131 21H132V22H131ZM146 21H147V22H146ZM221 21H222V22H221ZM224 21H225V20H224ZM258 21H259L260 23H259ZM115 22H116V24H115ZM117 22H119V25L117 24ZM124 22H125V24H124ZM129 22H130L131 24H130ZM225 22H227V21H225ZM97 23H96V24H97ZM104 23H105V25H104ZM127 23L130 24L131 26L128 25ZM114 24H115V26H114ZM235 24H236V23H235ZM235 24H234V25H235ZM254 24H255V27H254ZM256 24H257L258 26L260 25V29H259V31L256 30V31L259 32V35H256V33H255V31H254L255 29H253V27H254V28L258 27ZM123 25H124V26H123ZM182 25H183V26H182ZM185 25L187 26V24L182 23V24L179 26V27L181 28V30H183V29L185 30V29H186V31H187V29L190 28V27L185 28V27H186ZM234 25H233V26H234ZM251 25H253L252 28H251ZM97 26H98V25H97ZM104 26H106V27H104ZM113 26H114V29H115V30L112 29ZM126 26H127V27H126ZM119 27H120V29H119ZM125 27H126V28H125ZM130 27H131V28H130ZM243 27H244V28H243ZM102 28H103V29H102ZM104 28H105V29L107 28V31H108V32L111 31V30H112L113 32L111 31L110 33H108L106 30H104ZM109 28H110V30H109ZM125 29H126V32H124ZM237 29H238V30H237ZM240 29H239V27H237V28L233 29V32H236V33L239 32V33H240V31L242 30V29H241V30H240ZM250 29L253 30L254 33H252V31H251V32H248ZM98 30H99V28H98ZM103 30H104V31H103ZM127 30H128V31H127ZM129 30H130L131 32H130ZM239 30H240V31H239ZM243 30H242V31H243ZM260 30H261L263 33H261ZM105 31H106V32H105ZM115 31H116V33H117L118 35H116ZM117 31H118V32H117ZM242 31H241V32H242ZM103 32H104V33H103ZM119 32H121V33H119ZM122 32H123V33H122ZM127 32H128V34H130V35L127 36V34H126ZM133 32H134V33H133ZM135 33H137V34H135ZM260 33H261V34H260ZM113 34H115V35H116L119 39H121L122 41L119 40L116 36H115V39H118V40L115 41V39L113 38V37H114ZM132 34H133V40H135V38L137 37L136 40H135V42L137 41L136 43H138L136 47H135L136 43H135L133 40L130 39ZM120 35H121V37H119ZM123 35H124V37H122ZM134 35H135V36H134ZM261 35H263V36H261ZM112 36H113V37H112ZM128 37H129V38H128ZM253 37H254L255 39L258 38V40H257V39H256V40L253 39ZM261 37H263V38H261ZM126 38H127V39H126ZM259 38L261 39V41L259 40ZM128 39H129V41H128ZM252 39H253V41H252ZM103 40H102V41H103ZM124 40H125V41H124ZM126 40H127V42H126ZM263 40H264V39H263ZM113 41H114V42H113ZM118 41H119V43H118V47H117L116 44H117ZM131 41H132V43L135 44V45L129 43V42H131ZM151 41H152V42H151ZM254 41H256V43H257V41H258L259 45H258V43H257L258 46H255V44L252 43L254 46L251 48V46H252L251 42H254ZM108 42H109V43H108ZM122 42H123V43H122ZM110 43H115V44L113 45V44H110ZM121 43H122V44H121ZM127 43H128V46H125V44L127 45ZM139 43H140V45L142 44L141 47L139 46ZM181 43H182V44H181ZM109 44H110V45H109ZM129 44L132 45V46H131L132 48L130 47ZM183 44L185 45L186 43H183V41L180 42L178 45H179V46L181 45V46H180V48H179L178 45H177V47H176L177 50H179V51H183V49H184V47H183L184 45H183ZM246 44H245V45H246ZM249 44H251V45H249ZM119 45H120V46H119ZM121 45H124V46L122 47ZM248 45H249V46H248ZM102 46H101V47H102ZM113 46H114V47H113ZM138 46L141 48V50H140V48H138ZM146 46H147V47H146ZM120 47H122V48H120ZM134 47H135V48H134ZM145 47H146V48H145ZM245 47H246V49L249 48V49H248L249 51L246 50ZM254 47H255V48H254ZM116 48L118 49V51H119V48L122 49V50H124V51L122 52V50H120V51H119V55H118V52L115 53V52L117 51V50H115ZM133 48H134V49H133ZM143 48H144V49H143ZM181 48H182V49H181ZM187 48H188V49H187ZM102 49H103V48H102ZM104 49H103V50H104ZM110 49H111V50H114V52H113V51L111 52ZM180 49H181V50H180ZM186 49H187V50H186ZM243 49H245V51H244ZM105 50H104V51H105ZM195 50H196V51H195ZM242 50H243V52H242ZM251 50H252V51H251ZM106 51H105V52H106ZM130 51H129V52H130ZM137 51H138V52H137ZM184 51H186L188 54L192 55V58H194L195 60L198 58L199 61H198V60H196V61L198 62V64L201 63V64H199V65H202L203 62H204V65H203V66H205L206 64H208V65H206V66H210V64L212 65L213 62L216 63V61L218 60L217 56L219 55V54L217 53V50L215 49L214 51H213V50H212V51H209V50H208L207 52H203V55L206 54V56H202V54H201L202 52H199V51H198L197 49H195V48L193 49V47H191V46H189V45H188L187 47H186V45H185V49H184ZM215 51H216V53H212V52H215ZM107 52H106V53H107ZM194 52H195V53H194ZM245 52H246V53H245ZM247 52H248V53H247ZM250 52H252V53H251L252 55L249 56ZM113 53H114V54H113ZM127 53H128V54H127ZM144 53H146V54H144ZM192 53H193V54H192ZM209 53H212L213 57H211V54L209 55ZM220 53H221V52H220ZM241 53H242V54H241ZM133 54H131V55H133ZM194 54L196 55V57H195ZM197 54H198L199 57H197ZM214 54H215V55H214ZM216 54H217V55H216ZM106 55H107V58H106V59H107V63L109 64V65H107V68H109V70H110V66H111V64L113 63V65H114V67H115V64H116V63L118 64L119 62H117V61H120V59L118 60L117 57H116V59H115V58L112 59V57H111V58L109 57L110 54H106ZM123 55H122V56H123ZM126 55H127V56H126ZM131 55H130V56H131ZM200 55H201V56H200ZM208 55L211 57V59H210V57H208ZM243 55H244V56H243ZM246 56H249V57H246ZM251 56H252V57H251ZM124 57H122V58H124ZM146 57H145V58H146ZM205 57H208L210 61L208 60V58H206V59L204 60ZM244 57H246L247 59L244 58ZM145 58H144V59H145ZM200 58H201L202 60H201ZM212 58H213V60H212ZM214 58H215V59H214ZM216 58H217V59H216ZM249 58H251L253 61H252L251 59H249ZM142 59H143V58H142ZM244 59H246V60H244ZM108 60H109V62H110L111 64L108 62ZM110 60L113 61V62H111ZM123 60H125V59H122V61H123ZM215 60H216V61H215ZM249 60H251V62H250ZM114 61H115V63H114ZM122 61H121V62H122ZM212 61H213V62H212ZM254 61H255V62H254ZM259 61L262 63L263 59H262V60L260 59ZM209 62H210V63H209ZM248 62H249V63H248ZM257 62H256V63H257ZM260 62L257 63V65H259V66L256 65V66L259 67V68H260V66H261ZM159 63H160V62H159ZM214 63H213V64H214ZM247 63H248V64H247ZM117 64H116V66H119V65H120V64H119V65H117ZM113 65H112V66H113ZM158 65H159V68H162V67H163L162 64H158ZM108 66H109V67H108ZM112 66H111V67H112ZM252 66H250V68H251ZM256 66H254V68H255ZM114 67H113V68H114ZM257 67H256V68H257ZM206 68H207V67H206ZM114 69L116 70V71H115V73H116V72H117V68L115 67ZM114 69L111 68V71H112V70L114 71ZM252 69H253V67H252ZM109 70H108V71H109ZM197 70H199V69H197ZM197 70H196V71H197ZM250 70H251V69H250ZM257 70H258V69H254V70H251L252 72H251V71H250L249 73L247 72V73H248V76H249V75H250V76L252 75V78H253V76H254V78H253V82L251 81V80H252L251 77H248V76L246 77V81H247L248 83H247L246 81H244V82H246V83H244V85L247 84L246 87L249 86V85L251 84V86L247 87V88H250V87H251V89H248L247 91H245V89H247V88H245V86H244L245 89H243V93L240 92V91H242V90L239 91V92H240L239 94H240V95L243 94V96H244V95H245L244 92H245L246 94H248V93H251L254 89L258 90V92L255 90L256 93H255L254 91L251 93V96H253V94H254V97H255V95H257L259 92L261 93V94H258V95H257L258 98L255 97V99H253V100L256 101V103H255L254 101H253V102L251 101L252 104H251V103H249V104H251L252 106H251V105L249 106V104H248L249 99H247V98H249V97H247V98L245 97V98L248 100V101L245 100V101H247V103H246L245 101H242L241 103L244 104V102H245V104H247V106L249 107V108H248L249 111L247 112V106H245V104H244V105H243V104H240V102H239V104L236 103L237 101H239V100H238V97H237V95H238V91H233V92L231 91V92H230L231 94H230V93H228V94L226 93V94L228 95V98H231V97H232L233 99H234V96H233V95H236V94H237V95L235 96V99L233 100V102H234L233 104H231V105L229 104V103H232V101H231L232 98H231V100L228 101V103H227V101L225 102V104H223V102L221 103V105H223L224 107L221 106L220 111H219V112H221V114H218V115H217V116H219V117L221 116V117L219 118V121H220L219 123H220V127H221V129H220V127H219V123H218V124L216 123L218 126H214V127H213V125H212L213 123H212V124H211V123L209 124L208 121H205V122H204V119H202V117H201V116L203 115L201 112H202V111L204 112L205 110L200 109L199 107H197L198 110H197V108H194V110H193L192 108H190V107L187 105V103H185V104H181V103H184V102H183V101H184L183 99H185V98H184L183 96H179V95H181V90L178 89L179 91L177 92V88H178V87H177V88L175 87V88H176V89L174 88L175 90L172 89L173 91H175L174 94H175L176 92L179 93V95H177V93L174 95V96L177 95V96L179 97V98H178V97L176 96V97L178 98V100H177V98H176L177 105H178L179 102H181V103H180L181 105H178V106H180V107H182V105H183V107H184L185 105H187L186 107H188V108L186 109V108L184 107V109H185V110H188L190 113L187 111V112H186V114H187L186 117L189 116L190 118H193L192 116L196 114V116H195L196 118H195V119H192L190 122L192 123L193 120H196V121H198V120H199V121H203V123L201 122V124H204L205 127H204V125H201L200 123H196V124H197V125H196L195 122H193V125H192L191 123H190V124L188 123L189 125L185 124V125H184V131H183V130H182V132L180 131V134H181V135H179V134H178L179 132L176 131V134H177L178 137H180V138L178 139V137H177V139H176V136H175L174 139H175L176 141L179 140L178 142H176V141L174 140V141L176 142V144H175V142L172 143V141H173L172 136L175 134V129H180L181 127H182L181 129H183L182 124H181V125H180V124L177 125V127H179V128H176V126H175V128L172 127V129H174V130H173L174 133L172 132V129L170 130V129H167V128H166V127H167L166 124H165V125H162V124H164V123H160V125H162V128H161V126L157 123L158 125H157V124H156V125H157V126H160V128L156 126V127H157L156 129H155V126L153 127V126L151 125V128H150V129H153V131H154V133H155V134H154L152 130H151V132H150V129L148 128V125H146V126L144 127V125H145L146 123H145V124L143 123V125H142V122H144V120L141 119L142 116H140L141 118L138 119L140 122H137L138 120H137L136 118L139 117V115H138V113H137V115H136V113H135V117H136L135 119H136L137 121H136L135 119H134V120H135V122H137V123L134 124V120L132 119V125L134 124L133 127H134L138 132H141V134L144 133V132L146 131L145 135H147V133H150L152 136L154 135V137H155V136H158V135H160V134H161V135L164 134V133H165L164 131H166L164 128H166L167 131H168L167 133H169V135L167 134L169 137H165V136H164V139H163V140L161 139V137H162L161 135H160V136H161L160 138H159V136H158V138H159L160 140H162V141L158 140V142H159V143H158L159 147L155 146V145H157V142H156V141H157V138L155 139L156 141H154L155 143H154V142L151 143L153 146L149 144V147H151V149L149 148L148 150H149V151L151 150V151L153 152V153L151 154V152L148 151V152L150 153V154L148 153L150 156H154V154H156L157 151L161 150V151H159L161 154H160L159 152L157 153V154H159L160 156L156 154L157 159H156V157L154 156V159H156V160L159 159V161H160V158H161V165H160V170H161V171H160V173H159L160 175H159L158 177L156 176L155 179H154V177H153V179H154L153 182H150V181H152V180H150V181H149L150 184L147 183V184H149V185H146V184L143 183V185H146L147 187H149V186L151 185L149 188H147V187L145 186L148 192L145 190V188H144V186H143L142 184H141V185H139V184L142 182V179L140 178L142 175H147V174H148V175H150V174L152 175V172H153V171L150 170V172H149L150 174L147 172V170L149 169L148 167H151V166H148V167H147L148 169H147V168H146L147 165L145 166V165L143 164V163H145L146 161L142 163V160H141V159H140V160L138 159V161H137V163H136V167H135V165L133 164V167H134L133 170H134V171H132V172H134V173L136 174L135 171H137V173H138V170H140V168L142 167V164H143V165H144L143 168L139 171V176H140V173H141V176H140V177L135 176L134 173L132 174V172H131L130 170H127V171H129V172H131V173H126V172H124V171L126 170V169L123 170V168H124L123 166L126 164V163H125L126 160H124L125 157L123 156V158H121L122 156L119 155L120 153H119V151H117V149H116V147L118 146V143L120 142V144H121V141H119V140H121V138H120V136H118V134L115 133V134L117 135V136H116V135L113 133L114 138H113V139H112V138H109V142L111 141L110 139H112L113 141L115 140L116 143L113 142V141H111L110 143H111L112 145H113V143H115V145H116V144H117V145H116V147H115V145H114V146L111 145L112 147L109 145V146L111 147V148L109 147V149H110V152H111L112 150L115 151V149H116V152H117L118 154H116V152L113 151L111 154L114 153V156H115V157H114L113 155H110V154H109L108 159H107L106 161H108V162H109V161L112 162V160H109V158L112 159L111 157H114V159H115V158H116V159H117V158H118V159L120 158L119 160H121V159L124 160L125 162H124V161H123V162H124L125 164L123 165V162L121 163V161H120V164H121V165H118V166H119V168L121 167V169L118 168L116 174L114 173L115 175H112V174H111V175L113 176V178H112L111 175H109V177L112 179V181H110L111 179L109 180V182H108V180H107L108 184H107V182H105V184H107V185H106V186H107V190H106V191H109V193H112V194L115 195V196L117 195V196H116V199L119 200V202H117V203L114 202L115 204L113 203L115 206H114L113 204H112V205H109V208H111L110 206H112V209H115V211L113 210V212L110 211V210H112V209H109L110 213H111V212H112V213H111V215H109V216H110L109 219H108L109 222L107 221L106 224H109V223H110V224H109V225H106V224H105V226H107V229H108V228H109L110 230L112 229L111 231H110L109 229H108V230L106 229V230H107L106 232H107V233H108V232H110V233L113 232L112 235L108 234V237H109V238H110V236H111V237H112V236H113V237H114V236H117L116 233H118V231H119V230H118V229H119L118 227H120V231H119L118 234L121 236V238L123 237V239H124L125 241H127V239L130 237V235H132V236H134V235L137 236V234L140 233V234H138L137 237L134 236L135 239H137V240L140 239V240H139V242H140V241H142V240L144 239L143 236L145 235V233H143V231L146 232V231H148V230H149L150 233L152 232L154 235H158L157 233H159V231H163V230H165V229H163V228H164V227L167 228V225H169V223H170L169 221L164 220L165 218H163V217H167V216H168L167 219H168V220L174 219L173 221H174V223H175V221L178 219L177 217L180 216V213H181L182 211H181V212L177 211L178 203H177L176 200H178V197H179L180 195H181L180 198L184 195V194H180V193H181V192L183 193V191H185L186 189L189 190L190 188H192V189H194V188L196 189V188H197V189H198V190H197L198 192H199V191H200V192H203L204 189H205V191H206L207 188L210 189V187H212V186L215 187V186H216V187H217L216 191H215L214 189H212L213 187L211 188L212 190H211V189H210V190L208 189V190H209L210 192L213 191L214 195H216V193H217L216 196H219V195L221 194V196H224V197H225V195H226V198H225V199H227V198L230 196V194H229V196H228V193H230V192H231L232 194L234 193L233 195L231 194V196H230L229 199H227V201H229V200L231 199V200L229 201L230 203H228V204H227V202L224 201V199H223L224 197L222 198L221 196H219L220 201H219V200H216L217 202L219 201L218 203H220V204H222V205H226V204H227V205H226V207H227L229 204H231L232 206H233V205L235 206V203H232V202H233V201H232V198L234 197V195H235V194L237 193V191H238V190L236 189V188H238L237 186L239 185V188H241V186H240L241 183L239 182L240 180H241V182H242L243 184H244L246 181H250L252 178H253L252 181H253V180H254V181L256 180L257 183H260L262 179H263L262 182H264V178H263V177H264V170H263V169H264V168H263V167H264V165H263L264 162L261 164V161H262V160L264 161V159H263V156H264V142L262 143L261 140L256 139V137H257L256 135H255V138H254V133H252L253 130H251V128L254 129L255 124L253 125V122H252V123L250 122V120L252 121V119H253V118L250 119V117H251V116L253 117V114H255L256 111H257V113H258V112H259V113L261 112V110H259V107H258V104H259V103H257V102H260V103H261V97H262V100H263V98H264V95H263V93H264V87H263V86H264V82H263V80H264V79H262L261 77H258L257 74H255V73H257ZM111 71H110V75H109V73L107 72L106 75H107L108 77L106 76V78L109 79L110 81H112L113 79L116 80V78H118L117 80L119 81V78H121V76L118 77V75H117V77H116V74H117V73L115 74L114 72H111ZM196 71H195V73H198V71H197V72H196ZM253 71H256V72L253 73ZM113 73H114L115 75H114ZM251 73H252V74H251ZM112 74H113L116 78H115L114 76H111ZM253 74H254V75H253ZM109 76L112 77V80L109 78ZM255 76H256V79H255ZM113 77H114V78H113ZM249 78H250L251 80H249ZM259 78H260V79H259ZM254 79H255L256 81H255ZM258 79H259V80H258ZM109 80H108V81H109ZM148 80H151V81H148ZM148 80H146L147 82L145 81L146 84H148V83L150 82V84H148V85H154V84L156 83V80H155V79H148ZM248 80H249V81H248ZM257 80L259 81V83L257 82ZM261 80H262V81H261ZM110 81H109V88H110V87H112V88H110V89H115V88H116V89L114 90V92H116L117 89H119V90H118V93H117V94H116V93H113V90H110V91H112V93L109 92V96H110V94H114V96L117 97V95L119 94L118 97H117V99H119V97H121L122 95L126 96V93H127V94L129 93V94L127 95V96H129L130 94H132V93H130V91H135L136 88L138 87L137 82H134V81H133V84L136 83V84H134V86L136 85V88H135L134 86L132 87V85H133L132 83H131L132 85L129 84V81L127 82V86H128V85H130V86L127 87V86L124 85V84H126V83L121 84V80H120L119 84H120L121 86L123 85L122 88H124V89H125V90H124V89L121 88V86H119V88H118V85H119V84H118L117 81H113L114 83H112V82L110 83ZM152 81H153V82H152ZM130 82H131V81H130ZM151 82H152V84H151ZM251 82L254 83V85H253ZM256 82L258 83L257 86L260 88V91H259V88H257V86L255 87V85H256L255 83H256ZM116 83H117V87H114V86H116ZM260 83H261L262 85H260ZM113 85H114V86H113ZM259 85H260V86H259ZM124 86H125V87H124ZM253 86H254L255 88H253ZM113 87H114V88H113ZM126 87H127V90H128V88H129V91H126ZM132 88H133L134 90H133ZM121 89H122V90H121ZM252 89H253V90H252ZM262 89H263V90H262ZM120 90H121V91H120ZM249 90H252V91H249ZM123 91H126V92H123ZM119 92H120V93H119ZM262 92H263V93H262ZM63 93H64V92H63ZM121 93H123V94L121 95ZM58 94H59V93H58ZM115 94H116V95H115ZM120 95H121V96H120ZM259 95H261V96L259 97ZM112 96H113V95H111L110 99L113 98V101L116 100V101H115L116 103H115V102H113V103H114V105H115L117 108H116L115 106H114V107L111 106V105H113V103L111 102L112 100H110V102H111L112 104L109 103L110 106H111V107H110V106H109V107H110L111 109L113 108V110H114V111H113V110H111V109L109 108V112H110L111 115H113L114 113H116V112L119 110V112L121 111V113L118 112L117 115L120 114V115H119V118L122 119V118L125 117V116H126V117L129 116L130 113H131L132 111H133V112L136 111L135 109H136L137 107L135 106V103H133V105H132V103H131L132 107L135 106L134 108H129L130 105L127 106L128 108H125V103H126L125 100H127V98H126L127 96H126L125 98H122V97H121L123 103L125 102V103L123 104L124 107H123L122 105H120V103H122V101H121L120 99L117 100L114 96H113V97H112ZM238 96H239V95H238ZM243 96H241V97H243ZM247 96H248V95H247ZM181 97H183V98H182L183 101H182V100H181V101L179 100ZM236 97H237V98H236ZM114 98H115V100H114ZM128 98H129V97H128ZM239 98H240V96H239ZM256 98H257L258 101L256 100ZM123 99H125V100H123ZM156 100H157V101H156ZM156 100H155V101L153 100V101H154V104H153L154 106L151 104V103H153V101L148 102L147 105H146V107H145V109H147V111H148V109H149L150 112L152 111V114H153L154 112L157 113V114L154 113L153 115H155V116L157 115V116H158V115H159L158 113H160V111H159V110H160V109H159L160 107H159L158 105H160L161 101H160V99L158 100V98H157ZM161 100H163V99H161ZM259 100H260V101H259ZM118 101H119V102H118ZM120 101H121V102H120ZM158 101H160V102H158ZM230 101H231V102H230ZM117 102H118V104H117ZM127 102H128V101H127ZM185 102H186V100H185ZM158 103H159V104H158ZM235 103H236V104H235ZM253 103H255V104L257 105V107H256V105H254ZM126 104H127V103H126ZM155 104H156V105H155ZM117 105H118V106H121V107H118ZM151 105H152L153 107H152ZM226 105H227V108H228V107L231 108L230 106H233V105H235V106L238 105L239 107L236 106L235 108H237V109L240 110V107H241V108H243V109H241L242 111H244V107L246 108V112L244 111V113H243L242 111H240V112L243 113V114L240 113V114L242 115V116L240 115V117H243V115H244L245 117H243V118H247V119H243V118H240V117L237 118V117H236V118L238 119V120H237L236 118L232 117L233 119H236L237 121H239V119H240V121H241V120H246V122H247V123H245V121H244L245 125H244V123H241L242 125L239 126L240 128H242V129H240V130L242 131V132H241V131H240V132L243 134V135H240L241 137L239 136L240 133H238V134L234 133V134H233V133H231V131L228 132V130H226V129H228V127H226L225 124H229L230 121H232V122L234 121L233 119L230 120V119H231V114H230V113H229V114H226V113L230 110V109L228 108V111H226V109H227V108L225 107ZM228 105H229V106H228ZM148 106H149V107H148ZM155 106H156V108L153 109ZM157 106H158V107H157ZM253 106H254V107H253ZM252 107H253V109L255 110V111H254V110L252 109L255 113H254V112L251 113L250 110H251ZM115 108H116V109H115ZM119 108H121V110H120ZM124 108H125V110H124ZM151 108H152L153 110H152ZM189 108H190V109H189ZM222 108H223L224 110H222ZM235 108L232 107V109L230 110V112L232 113V111H233ZM255 108H257V110H256ZM126 109H127V110H126ZM128 109H130V110H129V111H131L130 113L128 112ZM191 109H192V111H191ZM115 110H117V111L115 112ZM154 110H158V111H154ZM200 110H201V111H200ZM221 110H222V111H221ZM111 111L114 112V113H111ZM122 111H123V112H122ZM125 111L127 112V114L125 113ZM197 111H199V112L197 113ZM225 111H226V112H225ZM143 112H144V110H143ZM224 112H225V113H224ZM249 112H250V113H249ZM192 113H194V114H192ZM199 113H200V115H201L200 117L197 116V115H199ZM223 113L227 115V119H226V115L223 116V115H224ZM128 114H129V115H128ZM222 114H223V115H222ZM246 114H247V115H246ZM249 114H250L251 116H250ZM111 115H110V116H111ZM191 115H192V116H191ZM122 116H123V117H122ZM229 116H230V118H228ZM246 116H247V117H246ZM248 116H250V117L248 118ZM111 117H112V119H113V118H114V119H117V118H118L117 116H116L117 118L115 117V114H114L113 116H111ZM189 117H187V118H189ZM197 117H198L199 119H198ZM222 117H223V119H222ZM224 117H225V121H226V120L228 121V119H229L230 121H229L228 123H225V122H224ZM109 118H110V117H109ZM133 118H134V117H133ZM200 118H201L202 120H201ZM114 119H113V120H114ZM221 119H222V120H221ZM248 119H249V120H248ZM141 120H142V121H141ZM247 120H248L249 122H248ZM227 121H226V122H227ZM237 121H236V122H233V123L235 124V123H237ZM240 121H239V122H240ZM206 122H207V124H205ZM239 122H238V123H239ZM241 122H242V121H241ZM139 123H140V125H139ZM221 123H222V124L225 123V124H223V125H224L226 128H224V126H222ZM233 123L230 122L229 127H232V126L234 125ZM248 123H249V124H248ZM99 124L101 125V122L98 123V126H96V128H97V127H100ZM136 124H137V125H136ZM198 124H199V125H198ZM232 124H233V125H232ZM250 124H251V125H250ZM256 124H257V123H256ZM263 124H264V122H263ZM138 125H139V126H142L143 131H142L141 127H140V129H139V127H138V129L135 127V126H138ZM175 125H176V124H175ZM190 125H191V126H190ZM210 125L212 126L213 130L211 129V131L209 132L208 130H210ZM231 125H232V126H231ZM236 125H237V124H236ZM238 125H240V124H238ZM249 125H250V126H249ZM185 126H188L189 128H186ZM195 126L198 127V128H196ZM206 126H207V128H206ZM243 126H244V127H243ZM247 126H248V128H246ZM146 127H147L148 129H147ZM149 127H150V126H149ZM152 127H153V128H152ZM193 127H195V128H193ZM202 127H203L204 129L206 128L205 130H206L207 132H205V130H204ZM208 127H209V129H208ZM216 127H217V128L219 127V128L217 129ZM222 127H223V128H222ZM96 128L94 127V130H95ZM122 128H123V127H122ZM144 128H146V129L144 130ZM185 128H186V129H185ZM192 128H193V129H192ZM200 128H202V130H203L204 132H203ZM245 128H246V129H245ZM255 128H256V127H255ZM115 129H116V131H117V129H118V131H120L121 128L119 129V127H118V128L116 127ZM160 129H162V131H161ZM181 129H180V130H181ZM188 129L190 130V132H189ZM196 129H197L198 131L200 130L201 133L203 132L204 134L202 133V135H200L201 133H200V132H197ZM216 129H217V130H216ZM222 129H223V130H222ZM224 129H225V130H224ZM249 129H250V130H249ZM122 130H123V131H122ZM124 130H125V129H121V131H122L123 133H124ZM187 130H188V131H187ZM192 130H195L198 134H197L195 131H192ZM243 130H245V132H248V134H249L250 131H251L252 134H249V135H248L247 133L245 134V132H244ZM246 130H247V131H246ZM248 130H249V131H248ZM95 131H97V130H95ZM95 131L93 132V134H95ZM159 131L162 132V133H160ZM186 131H187V133H186ZM191 131H192L193 135L196 133L195 137L191 136V135H192V134H191ZM215 131H216V132H215ZM217 131H218V132H217ZM221 131H222V132H221ZM223 131H224V133H223ZM113 132H114V131H113ZM122 132H121V135L123 134ZM157 132H158V134H157ZM170 132H171V133H170ZM177 132H178V133H177ZM183 132H185L186 135L183 134ZM211 132H212V133L214 132V133L212 134ZM227 132H228V133H227ZM159 133H160V134H159ZM172 133H173V135L170 136ZM189 133H190L191 135H190ZM215 133H217V135H216ZM218 133H219L220 135H219ZM221 133H222L223 135H221ZM225 133H226V134H225ZM230 133H231V134H230ZM138 134H139V133H138ZM176 134H175V135H176ZM235 134H236V135H235ZM109 135H110V134H109ZM119 135H120V134H119ZM139 135H140V134H139ZM145 135H143V134L140 135V138H141V139H140L139 141H141V140H142V137L145 136ZM164 135H166V133H165ZM167 135H166V136H167ZM183 135H184V136H183ZM189 135H190V136H189ZM197 135L199 136V138L197 137ZM247 135H248V137H247ZM96 136H97V135H96ZM111 136H112V134H111ZM181 136H182V137H181ZM186 136H187V137H186ZM232 136H233V137H232ZM237 136H238V140H239V141H237ZM242 136H243V137H242ZM249 136H252V138H253L254 140H256L257 143H256V141H253L252 138L250 139ZM109 137H110V136H109ZM115 137H116V139H115ZM117 137H119L120 139H118ZM170 137H171V138H170ZM173 137H174V136H173ZM184 137H185V139H187V138H188V139H187V140H184V139H183ZM190 137H191V138H190ZM214 137H215V138H214ZM219 137H220V138H219ZM228 137H229V138H228ZM246 137H247V138H246ZM162 138H163V137H162ZM165 138H166V139H165ZM167 138H168V140H167ZM192 138H193V139H192ZM195 138H196V139H195ZM197 138H198V139H197ZM106 139H107V138H106ZM171 139H172V140H171ZM180 139H181V140H180ZM215 139H216V140H215ZM246 139H247V140H251L252 143H251V141H248V142H247ZM117 140H118L119 142H118ZM188 140H189V141H188ZM190 140H191V141H190ZM192 140H193V142H192ZM106 141H107V140H106ZM139 141H138V142H139ZM168 141H170L171 144L168 143ZM184 141H187V142L185 143ZM198 141H199V142H198ZM227 141H228V142H227ZM235 141H236V142H235ZM259 141H261V142H259ZM138 142H137V144H140V143H141V142H139V143H138ZM166 142H167V143H166ZM180 142H181V143H180ZM190 142H192V143H190ZM200 142H201V143H200ZM237 142H238V143H237ZM258 142H259L260 144L262 143V145L258 144ZM110 143H109V144H110ZM233 143H234L235 145H234ZM245 143H246V144H245ZM254 143L257 144V145H260L262 148H261L260 146H257V145L255 146ZM165 144H167V145H165ZM168 144H170V146H169ZM181 144H182V146H181ZM187 144H189V145H187ZM222 144H223V145H222ZM240 144H241V145H240ZM121 145H122V144H121ZM140 145H141V144H140ZM190 145H192V147L194 146L195 148H194V147H193V148H192V147L189 148ZM212 145H213V146H212ZM219 145H220V146H219ZM225 145H228V147L225 146ZM247 145H248V146H247ZM173 146H174V147H173ZM197 146H198V147H197ZM240 146H241V147H240ZM152 147H154V148H152ZM156 147H157V148H156ZM222 147H223V148H222ZM259 147H260V148H259ZM112 148H113V149H112ZM177 148H178V150H177ZM191 148H192V151L190 150ZM196 148H197V150H196ZM205 148H206V149H205ZM211 148H212V149H211ZM233 148H234V149H233ZM236 148H237V149H236ZM247 148H248V149H247ZM111 149H112V150H111ZM154 149H155V151H153ZM183 149H184V150H183ZM210 149H211V150H210ZM262 149H263V150H262ZM132 150H136V148L131 149L130 154L133 153ZM194 150H196V151H194ZM220 150H221V151H220ZM233 150H234V151H233ZM247 150H248V152H247ZM171 151H172V153H170ZM199 151H200V152H199ZM216 151H217V152H216ZM223 151H224V152H223ZM155 152H156V153H155ZM187 152H188V153H187ZM205 152H206V153H205ZM229 152H230V153L233 152V154H234L233 156H235L234 159H236V160H240V159H241V161H243L242 167H243L244 165H245V166H244L243 168H242V167H240V168H241V169H244V171H246L248 168H250V166L252 167V168H250V169H253V167H256V169H258V171H261V169H262L263 171L258 172V174H257V172L255 173V171H257L255 168H254L255 171H254V170L249 171V170H250V169H249V170H247V172H245L246 174H245V178H244V179H245L246 181H243L244 179H242V178L244 177V171H242V170L239 168L240 171H242V172L240 173L239 169H238V168H234L233 163H230V162H232V161H231V158H232L233 156H232V154H231L232 157L230 158V157H229L230 155L228 154ZM238 152H239V153H238ZM243 152H245V155H244ZM184 153H185V154H184ZM204 153H205V154H204ZM213 153H215V154H213ZM218 153H219V154H218ZM222 153H225L226 155H225V154H222ZM252 153H253V154H252ZM130 154L128 153L127 156H128V157L130 156V159H133V157H134L135 159H133V161L135 162V161H136V156H134L133 154H132V155H130ZM116 155H118V156L116 157ZM205 155H206V156H205ZM224 155H225V157H224ZM237 155H238V156H237ZM251 155H252V156H251ZM254 155H255L256 157H254ZM257 155H258V156H257ZM110 156H111V157H110ZM132 156H133V157H132ZM158 156H159V157H158ZM162 156H163V157H162ZM170 156H171V157H170ZM179 156H180V157H179ZM181 156H182V157H181ZM221 156H222V158H221ZM226 156H227V157H226ZM245 156L248 157V158H244ZM250 156H251V157H250ZM90 157H91V156H90ZM175 157H176V159H175ZM202 157H203V158H202ZM213 157H214V158H213ZM228 157H229V159H228ZM237 157H238V159H237ZM253 157H254V158H253ZM259 157H262V158H261L262 160H261ZM152 158H153V157H151V158H150L151 160L148 161L150 164H151V162H152V163L154 162V161H153L154 159H152ZM169 158H170V159H169ZM173 158H174V159H173ZM225 158H226V159H225ZM243 158H244V159H243ZM250 158H251V159H250ZM91 159H92V158H91ZM118 159H117V160H118ZM221 159H224V161L226 160V162L228 161L229 163H228V164H227V163L224 164L225 162H223V164H222L221 162H222L223 160L221 161ZM242 159H243V160H242ZM245 159H247V160H245ZM248 159H250V161H249ZM255 159H256V160L259 159L260 161L258 160V161H259V162H258V161H256ZM119 160H118V161H119ZM178 160H179V161H178ZM204 160H205V161H204ZM229 160H230V161H229ZM254 160H255V161H254ZM103 161L105 162V164H109L108 162L105 161V159H104ZM103 161L100 162L101 164H99V166H101V167H100V168H101V172H102L103 168L106 167V168H105V171H103L104 174H105V172L107 171L106 169H108V166H109V165L104 166V164H103L104 162H103ZM175 161H176V162H175ZM188 161H189V164H188ZM209 161H210V163H209ZM252 161H253V162H252ZM102 162H103V163H102ZM138 162H139V163H138ZM174 162H175V163H174ZM245 162H246V164H245ZM248 162H252L253 164L248 163ZM256 162H257V163H256ZM140 163H141V164H140ZM172 163H173V164H172ZM198 163H199L200 165H199ZM220 163H221V164H220ZM258 163H259L260 165H258ZM194 164H196L198 167H196V165H194ZM230 164H231V166H230ZM248 164H249V165H248ZM256 164H257V165H256ZM137 165H138V166H137ZM139 165H140V167H139ZM204 165H205V166H204ZM224 165H226V166H224ZM227 165H228V166H227ZM247 165H248V167H246ZM252 165H253V166H252ZM261 165H263V167H262ZM102 166H104V167H102ZM175 166H176V167H175ZM178 166H179V167H178ZM232 166H233V167H232ZM259 166H261L260 169L258 168ZM109 167H110V166H109ZM152 167H153V166H152ZM217 167H218L219 169H218ZM227 167H230V168H227ZM245 167H246V170H245ZM135 168H138V169H135ZM145 168H146L147 170H146ZM153 168H154V167H153ZM213 168H214V169H213ZM233 168H234V170H233ZM110 169L112 170V168H109V170H110ZM143 169H144V170H143ZM151 169H152V168H151ZM178 169H180V170L178 171ZM221 169H222V170H221ZM230 169H231V170H230ZM235 169H237V170H235ZM111 170H110V171H111ZM119 170H120V171H119ZM142 170H143V171L146 170V171H145L146 174H144V172L142 173ZM226 170H228V172H227ZM110 171H109V173H110ZM115 171H116V170H115ZM148 171H149V170H148ZM194 171H195L196 173H195ZM218 171H219L220 173H217ZM230 171H234L235 174H236L237 171H239V172L237 173L238 175L236 174V176L242 175L241 179H240L239 177L236 178V176H234L235 174H233V172L230 173ZM235 171H236V172H235ZM169 172H170V173H169ZM207 172H208V173H207ZM210 172H211V174H210ZM118 173H119V174H118ZM125 173H126V174H125ZM165 173H166V174H165ZM178 173H179V174H178ZM180 173H181V174H180ZM192 173H193V174H192ZM228 173H229V175H230V174H233V175L231 176L230 179L228 178V177H229V176H228ZM239 173H240V174H239ZM242 173H243V174H242ZM248 173H249V174H248ZM250 173H251V174H250ZM260 173H263V176H262V174H260ZM128 174H130V175H128ZM131 174H132L134 177H136V178L138 177V180H139V181L137 182L136 178L133 180V179H132L133 176H132ZM197 174H200V175H197ZM212 174H213V177H212ZM219 174H220V175H219ZM252 174H253V175H252ZM118 175H119V176H118ZM120 175H121V176H120ZM137 175H138V174H137ZM168 175H169V176H168ZM170 175H171V177H170ZM201 175H202V176H201ZM214 175H215V177H214ZM223 175H224V176H223ZM226 175H227L228 177H227ZM257 175H259L258 177L261 176L262 179L260 178L261 180H257V179H258V178H257ZM127 176H128V177H127ZM129 176L131 177V179H129V178H130ZM160 176H161V177H160ZM193 176H194V177H193ZM207 176H208V177H207ZM233 176H234V177H233ZM250 176H251V177H250ZM118 177H119V178H118ZM125 177H126V178H125ZM134 177H133V178H134ZM166 177H167V178H166ZM190 177H191V178H190ZM210 177H211V178H210ZM226 177H227V178H226ZM232 177H233V178H232ZM255 177H256L257 179H255ZM121 178H123L124 180L121 179ZM178 178H179V179H178ZM199 178H200L201 180H200ZM216 178H217L218 180H217ZM238 178H239L240 180H239ZM248 178H251V179L249 180ZM140 179H141V180H140ZM174 179H176V180H174ZM190 179H191V180H190ZM192 179L194 180V182H193ZM234 179H235V181H234ZM247 179H248V180H247ZM159 180H160V181H159ZM204 180H205V182H204ZM208 180H210V181H208ZM211 180H212V182H211ZM213 180H214V181H213ZM236 180H237V182H236ZM238 180H239V181H238ZM130 181H131V183H130ZM135 181H136L137 183H136ZM140 181H141V182H140ZM161 181H162V182H161ZM183 181H184V182H183ZM259 181H260V182H259ZM112 182H113V183H112ZM170 182H171V183H170ZM209 182H210V183H209ZM213 182H215L216 184L213 185ZM217 182H218L219 184H218ZM226 182H227V183H226ZM232 182H233L234 184H232ZM235 182H236V183H235ZM238 182H239L240 184H239ZM109 183H112L113 185H112V184H109ZM123 183H124L125 185H124ZM151 183H152V184H151ZM161 183H162V184H161ZM165 183H166V184H165ZM230 183L232 184V186L234 185L233 187H236V188L230 187V186H231ZM180 184H181V185H180ZM189 184H190V185H189ZM237 184H238V185H237ZM243 184H241V185H243ZM108 185H110L111 188H110ZM114 185H115V186H114ZM137 185H138V186H137ZM153 185H154V186H153ZM164 185H165V186H164ZM184 185H185V186H184ZM186 185H187V186H186ZM197 185H198V186H197ZM200 185H201L202 187H201ZM211 185H212V186H211ZM259 185L264 186V183H260ZM117 186H118V187H117ZM169 186H170V187H169ZM209 186H210V187H209ZM122 187H123V188H122ZM131 187H132V188H131ZM155 187H156V188H155ZM160 187H161V188H160ZM162 187H163V188H162ZM185 187H186V188H185ZM200 187H201V189H203V191H202L201 189L199 190ZM105 188H106V187H105ZM108 188H109V189H108ZM127 188H128V190H127ZM133 188H134V189H133ZM169 188H170V189H169ZM229 188H230V190L228 191ZM232 188H233L234 190H233ZM242 188H243V186H242ZM111 189H112V190H111ZM119 189H120V191H119ZM159 189H160L161 191H160ZM166 189H167V190H166ZM183 189H185V190H183ZM218 189H219V190H218ZM220 189L223 190V193H224L223 195H222V191H220ZM225 189H226V190H225ZM231 189H232L233 191L236 190V192H233ZM113 190H114L116 193H115ZM124 190H125V191H124ZM126 190H127V191H126ZM131 190H132V192H131ZM140 190H141V191H140ZM180 190H181V191H180ZM182 190H183V191H182ZM187 190H186V191H187ZM190 190H191V189H190ZM208 190H207L206 192H208ZM118 191H119V192H118ZM135 191H136V192H135ZM158 191H159V192H158ZM167 191H168V192H167ZM171 191H172V192H171ZM186 191H185V192H186ZM205 191H204L203 193H206ZM217 191H219V192H217ZM226 191H228V193H227ZM113 192H114V193H113ZM120 192H121V193H120ZM127 192H130L131 195L128 194ZM138 192H139V194H141L142 192H143L144 194L142 193V195L139 196ZM145 192H146V194H145ZM200 192H199V193H200ZM220 192H221V193H220ZM225 192H226V193H225ZM119 193H120V194H119ZM126 193H127V194H126ZM160 193H161V194H160ZM163 193H164V195H165L166 193H168V194H166V196H164V195H162ZM169 193H171L172 195L169 194ZM176 193H177V194L179 193L180 195H179V194L177 195ZM213 193H212V194H213ZM219 193H220V194H219ZM133 194H134V195H133ZM149 194H150L151 196H150ZM154 194H156V195H154ZM173 194L176 195V198H175V196H174ZM218 194H219V195H218ZM118 195H119V196H118ZM126 195H127V197H126ZM128 195H130V196H128ZM153 195H154V196H153ZM214 195H213V197H214ZM124 196H125V197H124ZM134 196H135V197H134ZM138 196H139V197H138ZM143 196H144V197H147V198L144 199ZM155 196H156V197H155ZM168 196H169L170 198H169ZM177 196H178V197H177ZM211 196H212V195H211ZM227 196H228V197H227ZM232 196H233V197H232ZM129 197H130V198H129ZM131 197H132V198H131ZM161 197H162V198H161ZM213 197H211V198L213 199ZM220 197H221V198H220ZM119 198H120V199H119ZM123 198H124L125 205H126V204H127V205L131 204V205H129L128 207H129V209H130V208H132V209H130V211L128 212V211H127V210H129L128 207H126L124 204H122V206H125V207L127 208V210H126L125 207H122V209L125 208V209H124L125 212L123 211V214H124V215H123V218H122V216H120L119 218H121V219H118V218H117V217H118L117 213H118L119 211L116 210V209L118 208L116 205H118V204L123 200ZM126 198H127V200H126ZM134 198H135V200H134ZM137 198H138L139 201H137ZM140 198H141V199H140ZM150 198H151V199H150ZM152 198H153V199L155 198L156 200L154 201ZM165 198H166V203H165ZM173 198H174L175 200H174ZM214 198H215V197H214ZM216 198H217V197H216ZM216 198H215V199H216ZM129 199H130L131 201H129ZM132 199L134 200L133 202H132ZM142 199H144V200L142 201L144 204L140 202ZM167 199H169V200H168L169 205H170V202H173V200L176 202V203H175V202L171 203V205L174 204V203H175V206L177 205L176 208H174V210L177 211L176 213H173V212H175V211H171V209L173 210V207H171V205L168 206V204H167ZM171 199H172V200H171ZM215 199L212 200L213 203H214V200H215ZM221 199H223V200H221ZM233 199H234V202H235L236 197H234ZM145 200H146V202H145ZM148 200H149V201H148ZM116 201H117V200H116ZM135 201L138 202V204H137ZM159 201H160V203H159ZM223 201H224L226 204L221 203V202H223ZM231 201H232V202H231ZM129 202H132V203H134V204H136V205L133 206V204H132V203H129ZM148 202H150V203H152V204H150V203H148ZM153 202H157L159 205H158L157 203H153ZM217 202H215V203H217ZM140 203L143 204V205H141ZM145 203H148L150 206H148V204H145ZM162 203H164V205H163ZM215 203H214V206L216 205V206H215V207H216L215 209H218V210L220 209V210H221V208L218 207L220 204L218 205V203H217V204H215ZM161 204H162V206H161ZM165 204H167L166 207H165ZM120 205H121V204H119V206H120ZM137 205H138V206H137ZM144 205H145L146 207H145ZM155 205H156V206H155ZM179 205L182 206V204H179ZM217 205H218V206H217ZM222 205H221V206H222ZM113 206H114V207H113ZM131 206H133V207H131ZM135 206H136V207H135ZM139 206H140L142 209H141ZM142 206H143V207H142ZM147 206H148V207H147ZM153 206H155V209H156L157 206H158L159 208H162V209L167 208V210H169L167 213H169V212L171 211L170 216H172V215H174V216L176 215V216H177V214H178L179 216H177V217H176V216H175V217L172 216L173 218L170 219V218H169V217H170L169 214L166 213L167 215L165 216V214H162V215H164V216H160V217L163 218V219H160V217L158 216L159 214H158V215H156V218H159V221H158V220L155 218V216H154L153 214H151V211H152V213H153V210H152V208H154ZM160 206H161V207H160ZM172 206H173V205H172ZM175 206H174V207H175ZM221 206H220V207H221ZM232 206H231V207H232ZM234 206L232 207L233 209H234ZM134 207H135V208H134ZM137 207H139V208H137ZM168 207H169L170 209H169ZM217 207H218V208H217ZM224 207H225V206H224ZM229 207H230V206L227 207L228 210H229ZM143 208H145V209L147 208V209H146V212H145V209H143ZM148 208H150V209H148ZM178 208H179L180 210H182L181 207H178ZM227 208H226V210H227ZM134 209H136V210H134ZM140 209H141L142 212H140ZM157 209H158V208H157ZM179 209H178V210H179ZM137 210H138V211H137ZM226 210L224 209V210H222V211L220 212V214L224 215L223 217H222V215H221V218H222V219H221V221L219 220L220 223H221L222 221H224V220H225V221L222 222V223H224V224H222V223L220 224V225H222L223 227L221 226V227H219V228H220V229L222 228L223 231H229V230L231 229L230 231L233 232V231H234V226H233V225L231 226V224H229V221H230V223L233 224V220H232V218H230V219L232 220V222H231V220H229V217H230V216H227L228 214H226V212H224V211H226ZM230 210H231V208H230ZM109 211H107V212H105V213L107 214V213H109ZM135 211H136V212H135ZM114 212H115V213L117 212V213L115 214ZM126 212L129 213V214L132 213V214H134V216H133L132 214H131L132 216H130V215H128ZM133 212H134V213H133ZM137 212H140V215H139ZM144 212H145V213H144ZM147 212H148V213H147ZM178 212H179V213H178ZM113 213H114V215H113ZM136 213H137V216H135ZM223 213H224V214H223ZM149 214H151L154 218H153V219H152V218L150 219V216H151V215L149 216ZM225 214H226V215H225ZM112 215H113V217H112ZM116 215H117V216H116ZM125 215H126V219H124V218H125ZM142 215H143L144 220H143V218H142ZM144 215H145L146 217H145ZM115 216H116V217H115ZM127 216H128V217H127ZM147 216H148V217H147ZM130 217H131V218H130ZM139 217H140V218H139ZM111 218H112V219H111ZM115 218H116V219H115ZM132 218H133V219H132ZM114 219H115V220H114ZM135 219H136V220H135ZM147 219H148V220H147ZM175 219H176V220H175ZM226 219L228 220V222H226V221H227ZM117 220H118V221H117ZM123 220H124V223H123ZM127 220H128V221H127ZM145 220H147V221H146L147 223L145 222V224H144V221H145ZM149 220H150V221H149ZM154 220H155V222H157V224H155V222H153ZM160 220H164L165 222H167V224L163 221V222L165 223V225H164V227H163V224H164V223H163L162 221H160ZM121 221H122V222H121ZM151 221H152V222H151ZM171 221H172V220H171ZM112 222H113L114 224H113ZM149 222H150V223H149ZM159 222H160L161 224H160ZM168 222H169V223H168ZM177 222H178V224H179V219L177 220ZM118 223H119V225H118ZM126 223H127V224H126ZM128 223H130V224H128ZM142 223L144 224V226L142 225ZM151 223H153L155 226H154V225H151ZM162 223H163V224H162ZM225 223H226V224H225ZM115 224H116V225H115ZM123 224H124V225H123ZM146 224H147L148 227L146 226ZM159 224H160V226H157V225H159ZM175 224H176V225H175ZM175 224L173 225L172 223H170V225H169L168 228H167V231H169V232H172V231H173V233H169V232H167V231L165 230V231L161 232L158 236H163L164 234H166V235H168V234H170V235H171V234H175V233L177 232V231H176L177 226H179V225H177V223H175ZM122 225H123V226H122ZM127 225H128V226H127ZM130 225H131V226H130ZM135 225H136V226H135ZM150 225H151V226H150ZM172 225H173V227L170 228V226H172ZM220 225H219V226H220ZM224 225H225V226H224ZM226 225H228V227L231 226L230 229H229ZM110 226H111V227H110ZM117 226H118V227H117ZM125 226H127V227H125ZM129 226H130V227H129ZM138 226H139V227L143 226V227L139 228ZM149 226H150L151 229H153L154 232L149 228ZM175 226H176V227H175ZM123 227H124L125 229H124ZM131 227H132V228H131ZM134 227L139 228V229H136V228H135V229H136V230H135V229H133ZM144 227H147V228H145V230H144V229H143ZM152 227H153V228H152ZM154 227H156V228L154 229ZM232 227H233V228H232ZM113 228H114V229L116 228V229L114 230ZM117 228H118V229H117ZM130 228H131V229H130ZM148 228H149V229H148ZM158 228H160V229H158ZM169 228H170V229H169ZM175 228H176V229H175ZM129 229H130V230H129ZM147 229H148V230H147ZM156 229H158V230H156ZM161 229H163V230H161ZM171 229H172V231H171ZM224 229H226V230H224ZM227 229H228V230H227ZM117 230H118V231H117ZM123 230H124V231H123ZM127 230H129V231H127ZM133 230H134V231H133ZM139 230H140V231H139ZM174 230H175V232H174ZM115 231H116V233H115ZM121 231H122V233H121ZM131 231H132V233H131ZM137 231H138V232H137ZM155 231H157V233H156ZM230 231H229V233H228V232H225V234H227V235L231 234L232 232L230 233ZM123 232H125V234H124ZM128 232H129V233H128ZM130 233H131V234H130ZM135 233H136V234H135ZM142 233H143V234H142ZM152 233H151V234H152ZM167 233H168V234H167ZM114 234H115V235H114ZM128 234H129V236H128ZM161 234H162V235H161ZM119 235H118V236H119ZM122 235H123V236H122ZM141 235H142V237H141ZM127 236H128V238H127ZM214 236L217 237L216 234H214L213 237H214ZM124 237H125V238H124ZM138 237H139V238H138ZM232 237H233V235H232ZM232 237L230 236L231 239H232ZM142 238H143V239H142ZM141 239H142V240H141ZM216 239H217V238H216ZM216 242H217V240H216ZM142 243H144V242H142ZM263 245H264V243L262 244V246H263ZM143 246H145V245H143ZM262 246L259 247V251H258V253H259L262 249H264ZM260 248H261V249H260ZM130 250H132L133 253H134V247H132V249L130 248ZM262 252H263V253H262ZM259 254H260V255H259ZM259 254H257V255H258V256H257L258 258H255V259H256L255 262L258 261V264H264V251L262 250ZM262 255H263V256H262ZM259 256H260V257H259ZM261 256H262V257H261ZM256 264H257V263H256Z\"/></svg>","mask_w":264,"mask_h":264},{"label":"clouds","instance_id":"3","mask_svg":"<svg viewBox=\"0 0 264 264\" xmlns=\"http://www.w3.org/2000/svg\"><path fill=\"white\" fill-rule=\"evenodd\" d=\"M218 239V243L213 245L212 250L214 252H218L221 254L222 256V260L226 259L227 260V264H235V257L232 255H227L225 257L224 253L228 252L229 249L227 248V246L225 247H221V241L219 240V237H215ZM176 240V235H173L172 237L169 238L167 244L161 248L158 252H157V257L158 260L157 261H153L152 264H166L167 261H169L171 259V257L174 255V253H169L168 249L171 247L173 241Z\"/></svg>","mask_w":264,"mask_h":264}]
</instances>
